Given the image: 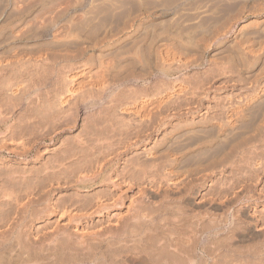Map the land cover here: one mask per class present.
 Listing matches in <instances>:
<instances>
[{
	"label": "rangeland",
	"instance_id": "obj_1",
	"mask_svg": "<svg viewBox=\"0 0 264 264\" xmlns=\"http://www.w3.org/2000/svg\"><path fill=\"white\" fill-rule=\"evenodd\" d=\"M15 1H16V3H15ZM33 1L31 3V0H29L30 4L27 1H26L27 4L23 3V2L21 3V1H20L21 5L22 4L26 5L27 6L26 7V6H21L19 1H17V0H0V76H1L0 77V81H1L0 82V218L3 220L4 217H7L8 219H6V220H7V222H9L10 216H13L15 218L18 215L17 217H19V215L21 213V215L26 214L25 216L30 217V214L32 215L34 213V215H32L30 218H28V220L31 219V221L33 222L32 224H34L36 227L38 225L39 228L41 229L42 225L44 227L48 226L46 224L50 223V221H52V224H54V222H55L54 218L55 217L61 218V216L63 214L64 215L62 216V221H63V219L65 220V218H67V214H68V216H70V214L73 215L76 212L78 214L79 213L80 214H86V213L88 214L89 213L90 217H91V220H90L91 223H93L96 220L95 218H97V221L94 222L97 225V223L99 224L100 219H106V220L109 218L113 219L114 216L116 217L119 215V213H121L124 216L128 217L126 223L124 224V226H126V227H124L122 223H121L122 225L119 224L118 227H116L117 225H114V227L117 230H119L120 233L122 234L121 237L123 236V233L126 232V230H128L127 232H129V233L135 232L136 234H139V232H140V234L137 236V239H139L141 236L142 237L145 236V238L147 237L146 238V244L147 245L149 244L148 248L150 251L151 250H153V251L154 250H156V251L160 250L157 252L151 251L152 253L148 252V264H156L158 262H159V264H180V263L181 264H212V263L213 264L214 263L223 264L224 262L226 264H264L263 263V260H264V258H263V256H264V253H263L264 252V243H263L264 242L263 241L264 240V233H261V231L264 232V225L261 226L262 224H264V222H263L264 221L263 220L264 219V212H263V209H264V201H263L264 200V188H263V185H264V174H263L264 168H260V170L263 171V172H261L260 170H258L259 168L257 167V171H256L257 173L254 172L256 170V166H255L256 164H253V163H255L254 162L255 160L252 158L253 157L252 156V149H253L254 143L251 144L249 142L250 139H252V141H254L252 134L250 133L254 128V124L252 123V121L255 120V118H253V116L256 117L258 115L257 117L259 118V117H261V115L263 113L262 111H264V109H263L264 105H261V104H264V103H262V102H264V96L260 97L258 99V101L259 100L262 101V102L259 101V104L261 103L260 104L261 106L257 105V104L255 105V103H254L248 107L250 111L248 110L247 107H245L246 112L244 111L243 115L240 116V119L242 120L241 123L240 124H239V122L236 123V125L239 128L236 125L235 126L237 128H235V129H234V127H230L229 125H227L226 116H224L226 114L227 108H229L230 106H234L238 103V98L239 99L241 98L240 96H243V95L248 96V94L251 95V93H252V95L254 94V85H250V88H251L250 89L247 81H249V79H250V82H251V77H252V80L255 79V72L251 68H247V69H240L239 68L238 69L237 68V67H239L238 64H235V63H238L235 61V60L238 61V59H237V56L235 57V55H237L236 51L239 48L238 44H240L241 42H246V41H243V39L245 40L246 37H247V41L251 40L252 43L255 42L253 44H257V43L259 44V42H261V41L264 42V40H261L264 38L263 37L264 36V34H263L264 26H262L264 24L259 23L260 20L257 21V20H255L254 16H252L253 10L255 11V10L259 9L258 7H260V5H261V8H262V6L264 7V3H263L264 0H241V1L240 0H106L107 5H109V4L111 5V6H108V8L110 9V11L112 10V12H110L107 7L104 8V6L101 5V3L103 4L105 2V0H93L95 2H92V0H71L72 2L70 4H69L70 0H57V1L54 0L58 4L57 5L58 7L56 6V3H54L53 0H37L38 2L34 1L35 4H33L34 3ZM40 1H41V3H39ZM52 1L55 5H53ZM65 1L67 2V4L65 3ZM110 1L111 2L113 1V4H114V6L116 5L115 6L116 8H113L114 6H112L113 4ZM114 1H116L115 3H118V2L119 3L115 4ZM106 3H104V5ZM95 4L99 7L101 5V6H103V9H106V11L105 10L103 11V9H101L102 7H100L98 14L100 15L103 13L102 14L103 16L100 15L99 18H98L97 13H96L97 16H94L95 14L93 12L94 11L96 12V9L94 11H92L94 8H96ZM54 6L56 7V9L60 7L58 9V11H61L62 14H60L57 10H55ZM91 6H93L92 7L93 9L91 8ZM44 7H46L47 11L51 12L52 10H54V13H56V12H58V13L55 14L56 16L54 15V13L52 15H49L50 12L49 13H47V11L45 12ZM49 7H50V9H47ZM15 8H16V10H15ZM66 8H67V10H66ZM90 8H91V13L88 12ZM237 9L238 10L240 9L241 12H239L240 10L238 11ZM242 9L243 10L245 9V10L243 11ZM84 12H85V14H84ZM236 12H238V13H236ZM82 13L84 15H82ZM92 13H93V15L91 16ZM110 13H112V14H110ZM42 14L43 15L45 14V16L48 14L49 16H47V18H44L45 16H42ZM104 14H105V18H104ZM106 14H109L108 17ZM146 14L148 16H146ZM246 14H248V15H246ZM53 15H54V17H53L54 19L52 17L50 19V16H53ZM34 16H35V18H34ZM40 16H42V17H40ZM81 16H82V18L80 19ZM43 18L46 20H44ZM87 18L89 20H92L93 23H91V21H90L88 23L89 24L88 28L83 30V32H81L82 30H80L79 28H78V30H76L78 27L76 22H78V24H79L80 20H81L80 22H84V21L87 22V20H86ZM42 20L45 22H43ZM135 20L137 21V23ZM252 20H254V21L252 22ZM131 21H135V26L132 29V31H129L130 29H125V28L128 25V23H130ZM73 22L76 24V26ZM164 22H165V24H163ZM244 22H246V23L248 22V29L246 28L247 30L246 29L243 30L245 33L242 31L239 34V36H240L239 40H238L239 43L237 42L238 36H237L236 41L234 43L235 38L233 39V37H235L234 36L235 33H237V31L241 28L240 26ZM69 24L71 26L74 25L73 28ZM93 24H94L93 27H95V24H96L95 28L97 30L95 28L94 29L92 28V29L94 31L95 30L99 31V32L95 31L97 36H96L95 32H91L92 29L90 27H92L91 25H93ZM98 24H100L101 26ZM38 25H40V26H38ZM68 25L70 27H68ZM79 25H81V24H79ZM226 25H228V26H226ZM250 25H252V26H250ZM259 26H261L262 28ZM122 27H124V28H122ZM225 27L226 28L229 27V29L227 28V30H226ZM231 27H232V29H231ZM143 28H144V30H143ZM260 28L263 30L261 31ZM224 29H225V31H224ZM70 30L76 31L79 35L78 34L75 36L71 35ZM163 30L166 32L168 31V32L164 35H160L159 34L160 31H162L161 34L164 33ZM217 30H220L221 32H219ZM117 31H120V32H117ZM232 31H233V33H232ZM110 32L112 33V35H110V37H109L108 33H110ZM93 33H94V35L92 36ZM100 33H101V35H100ZM102 33L103 34L106 33V34L103 35ZM113 33L115 34L114 38H113ZM131 33L132 34L134 33L133 34L134 37L132 36ZM206 33H207V35H206ZM59 34H60V36H59ZM116 34H117V36H116ZM16 35H19V36H16ZM56 35L59 37V40L56 39ZM87 35H89V36L91 35V37L89 39H87V37H88ZM102 35H103V37H102ZM128 35H129V37H128ZM158 35H160V36H158ZM217 35H219V37ZM241 35H242V37H241ZM82 36H85L86 39L83 38ZM106 36H108L109 40L108 39H106V40H108L109 42L105 40ZM251 36L253 37V39ZM93 37L96 38V40L95 39L92 40ZM166 37L168 38V40L166 39ZM134 38H135V40H134ZM163 38L165 40H163ZM200 38L202 39V41ZM215 38L217 39V41L215 40ZM259 38H260V40H259ZM66 39L68 41H66ZM136 39H137V41H136ZM75 40H76V42H74ZM100 40L103 44H101V42H99ZM150 40H151V42H150ZM176 40L178 42H176ZM253 40H255V41H253ZM92 41L97 42V43H94ZM190 41L192 43H194L196 41L197 43H195V45L193 44V46H192ZM209 41L212 44H208ZM69 42H71V43H69ZM206 42L208 45L206 44V48H205L203 46H205ZM263 42H261V43H263ZM233 43H234V45H233ZM90 44H93V45L91 46ZM196 44H200V46L196 45ZM258 44H257V46H258ZM163 45H165V47L170 45L168 48L171 49V47H172L175 51V52L174 51L173 52L176 54L173 55V57L171 55L166 54L167 56H165V69H160V68H156L157 67L156 66V63H157L156 55L160 52ZM184 45H186V46H184ZM217 45H218V47H217ZM34 46H36V47H34ZM187 46H189L190 49H189V47L187 48ZM198 46H199V48H198ZM97 47H99V48H97ZM100 47L103 49L100 50ZM138 48H140L139 49L140 52L137 55ZM156 48H157V50L160 49L158 51V53H155L157 51ZM230 48H231V50H230ZM221 49H223L224 52ZM78 50H79V53L76 52ZM147 51H149V53ZM74 53H76V54H74ZM80 53L82 56L80 57V59H78L77 57L79 56L78 54H80ZM182 53L183 54L186 53V55L188 53L189 54L187 56L186 55L182 56ZM191 53H193V54H191ZM40 54H41V56H40ZM151 54H153V55H151ZM259 54H258V59H261L264 62V59H263L264 55H261L260 52H259ZM262 54H264V51H262ZM66 55H68V56H66ZM69 56H70V58H69ZM73 56H75V57H73ZM140 56L143 58V60ZM152 56H153V59H152ZM189 56H190V58H189ZM86 57L88 59L90 58L92 62L94 61L93 62L94 64H92V62L90 60L87 61ZM61 58H63V59H61ZM93 58H95V59H93ZM184 58H188V60L186 62L185 61L181 62V60L183 61ZM104 59H106V60H104ZM167 60H168V62H167ZM189 60L191 61V63ZM261 60H259L260 63L258 62V65L264 64ZM84 61H86L87 63L83 64ZM104 61H106V63H104ZM100 62H102V63H100ZM130 62L132 64H134L135 66L132 65ZM95 63H97V65L99 64L100 66L103 63H104V65L107 64V66L109 68V72L106 74V77H105V79L107 80V85L104 88L105 91L103 89L102 90L100 89V91H102V92L104 91L103 94H102V92L100 93L98 88L94 87V85L91 84L94 79L91 78L92 82H90V81H88L89 83L87 82V79L90 78L88 75L89 74L91 75L93 70H95V72L97 71L96 73H98V70H99L98 67H100V66L98 65V67H97V65H95ZM124 63H125V65L126 64L128 65V66L126 65V68L124 66ZM82 64L85 66H86V64H88V65H87V67H85V66L83 67ZM129 64L132 66H129ZM210 64L212 66H210ZM230 64L232 66L234 64L236 65V66L234 65L232 68L234 72L233 71L231 72L232 69L229 67H232V66ZM91 65H92V67H91ZM93 65L96 67H94ZM214 65L217 67L218 72H217L216 67ZM38 66H39V68H38ZM224 66L227 68L225 69ZM148 67H149V69H148ZM213 67H214V69H213ZM83 68H85V69H83ZM115 68L117 70V73H118V71H120V73L123 74L122 77H121L122 74L120 75L118 73L120 75L119 76L115 73L116 72ZM219 68H220V70L222 69L223 71L222 70L220 71ZM236 68L238 69V71ZM68 69H70V70H68ZM79 69H80V72L83 70H89L90 69L89 71H87L90 73L85 75L86 79L84 77V80H86L85 82H87V83H85L86 85L84 88H86L87 84H88V86H91V85L93 86V89H92V86L87 88V89L83 88L80 91L81 94H80V92L78 94L76 93L77 95H80L81 97H78V96L74 95L73 93H72L73 95H71V91H72L71 89L73 88V85H69L70 83L75 81V80H73L74 78H72V75H74V73L75 74L80 73ZM147 69L150 70V72H151V73H149V76H148L149 79L148 78L141 79L140 78L141 75H144V74L147 75V73H146V71H148ZM71 70H75V71H71ZM228 71H229V73H228ZM249 71H251V72H249ZM50 72H52V73H50ZM214 72H215V74H214ZM235 72H237V73H235ZM67 73H69V74H67ZM114 73L116 74L115 77L111 78L114 76ZM128 74H130V76H129V78H131L130 80L127 76ZM136 74H138V75H136ZM93 75H95V73ZM95 76H96L95 80H97V74ZM95 76L91 75V77H95ZM123 77H125V78H123ZM119 78H121L120 80H122V81H123V79H126V80H124L125 82L124 81L122 82L119 80ZM136 78H137V80H136ZM70 79L73 81L71 82ZM112 79H113V81L111 82ZM43 80H45V81L47 80V81L46 82L44 81L45 82L44 83ZM69 80H70V83H69ZM243 80H244V82H242L243 84H241V86H240L239 82L241 83V81H243ZM195 81H196V83H195ZM197 81L198 82L200 81V82L197 83ZM235 81H237V82L239 81V82L237 83ZM117 82H118V84H117ZM253 82H254V80H253ZM200 83H202V84H200ZM89 84H91V85H89ZM132 84H134V85H132ZM179 84H182V85L186 86L187 88L188 87L192 88L193 86L195 88L196 87L198 88V86H200L201 91L204 90L205 88L208 90L205 89L204 91H202V95H200L201 94L200 90L197 89L196 91L199 92L200 94L195 91L194 94L192 93V95H190L188 93L185 94L184 95L185 97H181V99H179V101L177 99V104H178V102H180L181 106L183 104V107H180L181 109L177 110V112H175L176 110H172L173 108H167L168 112L165 111V117L167 114L166 122L164 124H162L161 126H157L156 128L154 127L158 124L157 121H156L157 124L155 122H150L147 124L148 126L143 125L145 127V129L143 128L144 129L143 131H145V132L143 133V131H142V133H141L142 136L140 138L142 139V137H143V141L141 143L137 144L135 142V140L137 138L135 139L134 137L136 135L134 136L133 134H131L129 136V133L126 132V134H124L125 132H123V133L121 132V131H128L127 129L126 130H120L122 125L124 126V124L122 122H124L125 124H127L129 122V118H128L129 116L126 115L127 113L126 114H125V112L122 113L123 112L122 110L125 106H127V108L130 107V105H128L129 103H127V102H130V103L131 102L135 103V101L141 102L144 99L149 98V95L152 96L153 94H155V92L157 94L158 93L160 94L161 92H163L165 90V92H166L165 96L166 95L173 96L172 97L173 102L171 103L173 105L175 102L174 101L175 87ZM202 85L203 86L206 85V86L203 87ZM243 85H245L246 87ZM13 86H15V87H13ZM127 86H129V87H127ZM247 86H248V89H245V88H247ZM65 87H67L68 89ZM135 87H136V89H135ZM90 88L93 91L89 90ZM66 89L67 90L70 89L71 91L68 92ZM107 89H108V91H107ZM61 90L63 91V93ZM86 90H87V92H83ZM118 91L122 92V93L120 94ZM191 91L192 90H190L189 93H191ZM67 92L70 94L68 95ZM82 92L86 93V95H83ZM205 92H208V96L203 95V93L205 94ZM2 93H3V95H2ZM64 93H66L67 95H65ZM96 93H97V95H99V93L101 94V95H99V98L96 97ZM234 93H235V95H234ZM145 94L148 97L147 96L145 97ZM197 94H199V97L197 96ZM69 96L71 98H72V96H74V97L71 99ZM83 96H86L87 100L86 101L83 100L84 102L82 103L81 102L82 99H80V98H82ZM101 96H104V97H101ZM151 96H150V98H151ZM192 96H193V98H192ZM66 97L67 98L69 97V98L66 99ZM86 97H84V98L86 99ZM140 97H142L141 98L142 100L140 99ZM156 97L154 95V97H152V98H156ZM209 97H211V98L214 97V98L211 99ZM225 97H227V98L225 99ZM35 98L37 100H35ZM65 99H66V103L68 101H69V103L66 104ZM235 99H237V101ZM34 100H35V102H34ZM110 100H112V102ZM118 100L120 101V104L119 103L117 104ZM109 101L111 102L112 109L110 107ZM181 101H182V103H181ZM198 101L200 102L199 104H197ZM29 102H31V104ZM57 102H60L61 104L64 103V105H61L60 103H57ZM114 102H115V105L117 104V105H121V106H118L119 107L118 108L117 105L116 106L114 105L115 106L114 107L113 106ZM124 102L127 104H125ZM108 103H109V105H107ZM188 103H190V104H188ZM192 103H194V104H192ZM229 103H230V105H228ZM256 103H258V102H256ZM57 104H59V105H57ZM175 104H176V102H175ZM180 104H178V105H180ZM202 104H203V106H202ZM54 105L56 108L54 107ZM188 105H189V107H188ZM190 105H194V106H192V109L190 108L191 107ZM103 106L105 107V109H107L106 111L103 108ZM215 106H216V108H214ZM224 106H226V107H224ZM258 106L263 110L260 111L261 109H259ZM109 107H110V109H109ZM205 107H207V108H205ZM14 108H15V110H14ZM102 108L104 109V111ZM116 108H118L120 111L118 110V112H116L117 111ZM186 108H187V111H186ZM225 108H226V110L224 111ZM100 109H101V112L103 111L102 114L100 113ZM251 109L253 112L251 111ZM258 109L261 113L258 111ZM108 110H111V111H108ZM222 110L224 111V113ZM26 111H27V113H26ZM107 111H108L107 114H109V119L112 120V122L114 121L113 124H115V123L118 124V125L117 124L114 125V127L117 126L119 129V125H121V123H122V125L119 129V133H122V134L118 135V133H117V135L120 138V141H119V139L117 140L118 136L115 135L116 133L110 134V132L109 133L107 132V135H106V133H103L104 136L99 134V135H101V137L99 136L100 137L99 138L98 134L93 132V131L96 132L95 129H99V127H102V124H103L102 123L103 122L102 117H104V115H105V114L103 115V113L107 112ZM173 111H174V113H173ZM182 111H184V113ZM66 112H69V113H66ZM98 112L100 114H98ZM109 112H112V113H109ZM60 113H61V115L60 116L58 115L59 117L57 116L56 118H54L57 114H60ZM256 113H259L261 115L260 116H259V114L256 115ZM122 114H125L126 116H128L127 117L128 122L125 120L126 116L122 115ZM171 114H173V115H171ZM174 114H176V115L179 114V115L175 116ZM219 114H221V115H219ZM95 115H98V116H95ZM99 115H102V116H99ZM20 116H22V117H20ZM121 116H125V117L122 118ZM97 117H99L98 118L99 120L97 119ZM106 117H108V115ZM245 117L249 118V119H246ZM25 118L29 119L32 122L26 121ZM57 118H58V120H56ZM95 118H96V120H95ZM121 118L123 119V121ZM240 119H238V120L240 121ZM100 120H101V122H99ZM130 120H131L130 121V124H131L130 127L133 128V126H136V124H135L136 122H134L135 125L133 124V126H132L133 120L131 119V117H130ZM256 120H257V118H256ZM95 121L99 123V125H98V123H96L98 125V127L95 124ZM214 121L215 122L217 121L216 123L219 122L222 124V128H224V129H222L221 132L218 131L219 128H217V126L211 127V125L213 123H215ZM182 122L194 124V126L196 128L193 126V129L189 130L192 134H196L197 131L199 129H201L199 131V133L196 135H200V132L203 133V132L207 131V132H205L206 133L205 135L206 136H208V135L212 136L213 135L212 137L214 138V140L212 139L211 136H210L211 139H209L210 137L208 136L209 137L208 140L203 142L202 140L206 139L204 134H201L202 136L204 135L202 140H201L200 138L202 136H196L195 135V137H197V138H195L194 135L191 136L192 134L188 133V131H186V130H185L187 132L186 135H182V133L184 134L185 131L183 129L182 130L178 129V127H180L182 125ZM253 122L255 123V121H253ZM17 123H18V125H16ZM31 123H33L34 125L33 124L31 125ZM94 124H95V126L92 127ZM100 124H101V126H100ZM130 124L128 123V125H130ZM224 125H225V127H224ZM10 126H11V128H10ZM127 126L125 125L124 127L127 128ZM226 126H227V129L225 131ZM228 126L230 127V129ZM245 126H246V128H245ZM82 127L83 128L85 127V128L83 129ZM89 127L91 129L94 128V130L91 131V129ZM130 127L128 126V128H130ZM146 127H147V129H146ZM125 128H122V129H125ZM152 128H153V130H152ZM202 128H204L205 131ZM231 128H232V130H231ZM88 129L90 130L91 133L93 132L92 135L95 134V135H97L98 138L96 137V139H95V137H94L95 135L93 137H90L91 133L89 132ZM118 129H116V132L118 131ZM206 129H208V130H206ZM216 129L218 132L215 131ZM233 129H234V131H233ZM241 129H242V131H241ZM86 130H88V132H86ZM132 130L130 128V131L132 133L134 132V134H136L134 129H132ZM193 130H195V133L192 132ZM229 130L233 131V132H231V135H230V132L228 134L230 135V137L233 136V139L235 138L234 140H237L236 142H234V140L228 136L227 132ZM247 130L249 131L251 136L249 134H247V132H246ZM212 131H214L215 133ZM224 131L226 132V134ZM167 132H168V134H167ZM210 132H212V133H210ZM87 133H89V134H87ZM217 133H219V134H217ZM252 133H253V131H252ZM108 134H109L110 139L109 138H105V139L103 138V140H102V137H105V135H106V137H108ZM145 134H147L149 136H147ZM87 135H89V137ZM112 135H113V137L116 136V138H115L116 141L114 140L115 141L114 145L111 146L113 149L109 146V148H111L110 150L116 151L118 149L117 147H119V149L122 147V145H123V147L121 148V150H119V151H121V153H118L119 151L117 150L118 152L117 151L116 152L118 154L115 155L114 153H116V152L111 151L110 153H112V154L110 155V153H109L107 155V153L109 152L108 145H112V143H113L112 142L113 141ZM126 135L129 136L128 139L134 138V139H132L134 143L132 142L131 139H130L131 141L127 140ZM132 135L134 137H131ZM176 136H178V137H176ZM179 136L182 138L180 139ZM234 136H236V137H234ZM125 137H126L127 142H125V139H124ZM237 137H239V138H237ZM240 137H241V140H243V141L245 140L244 137L246 138V140H245L246 144L244 143L245 146L243 144V141H242V143H240L241 142L239 140ZM84 138H86L87 141L86 140L83 141ZM89 139H90V141L93 140L92 143L89 142ZM122 139H124V140H122ZM162 139H163L164 144H162ZM95 140H96V142L94 144L93 142ZM232 140H233V143H236V145H237V142L239 140L237 147L240 149L237 148L238 152L235 149L230 150L231 144H232V146L234 145L231 142ZM159 141H160V143H157ZM201 141H202V144L200 143V145L197 146L196 145L197 142L199 143ZM78 142H79V145H78ZM87 142L90 144H87ZM107 142L109 144L106 145ZM124 142L127 143L126 144L127 146H125ZM229 142H231L230 145H229ZM122 143H124V144H122ZM131 143H132V145H131ZM171 143H173V144H171ZM224 143L225 144L228 143V145L224 146ZM247 143H249L250 145H248ZM92 144L94 146H92ZM128 144H130V145H128ZM158 144L160 145V147ZM208 144H209V146H208ZM240 144H241V146L243 145L242 149H241ZM103 145L105 146V148L103 147V149H100V147ZM151 145L153 147L158 145L157 146L158 148H156V147H155L156 149L152 148ZM75 146H77V147L80 146V147H82L83 150H86V151H83L82 149H80V147L77 148ZM98 146H99V149H98ZM203 146H206L208 148H206V147L202 148ZM106 148H108V149H106ZM187 148H188V150H187ZM105 149L108 152L107 151L105 152ZM165 149H167V152ZM224 149L230 150V151H227V152H229V154L227 152H225V154H223ZM248 149H249L248 152H251V153L247 152ZM101 150L102 151L104 150L103 152H105V155H107V156H103L104 154ZM170 150H172L173 153ZM233 150H235L234 151L235 153L233 152ZM244 150H246V154L243 153V152H245ZM91 151H93L94 153ZM99 151H101V153L103 155L101 153H99ZM160 151L162 153H165V152L167 153V155L165 154V160H166V156H168V161L167 162L165 161V164L172 163V161L175 160L174 166H175V168L179 169V172L176 173L175 171H178V170L175 168L173 170H174L175 174H178L181 177L183 175L182 181H181L183 183V185L181 182H179L178 185L180 184V186L177 187V182H175V184H174V180H173L175 178L174 174L169 175L168 173H166L167 171H165L166 175L168 174V176H169V177L167 176V178L165 176V180H166L165 181L166 182L165 183V189H166L165 198L163 196V198L165 200L161 198L160 201H158L156 199L154 204H150V205L149 204H141V200H139V199H141L142 197L137 198V195L141 196L140 194H138L139 189H142V188L149 189V188H151V185L153 188L154 185L156 186L157 183H153V184L151 183L150 184V182H152L153 179H154L153 182H155L156 179L158 181V179L160 180L161 177L163 178V174H161V173L156 174V176L157 175H160V176H157V177L155 176V177H153V179L150 178L153 174V173H150V171L157 173L154 165L158 162V160L156 158H154L152 156V154L156 153V154H158L157 156H160L159 155L161 153ZM163 151H165V152H163ZM178 151L180 152V154ZM231 151L233 152V154ZM95 152L96 153L98 152L103 158L99 159V158H101V156H99V155H98L99 157L98 156L95 157V154H96ZM230 152H231L233 157L231 156ZM236 152H237V154H236ZM143 153L144 154L146 153V154L144 155ZM88 154L91 156L93 155L92 159ZM174 154L177 156H175ZM187 154H188V156H187ZM235 154H236V156H235ZM240 154H242V155L244 154V155L242 156ZM219 155L220 156L223 155V156H225V158L223 156L220 157ZM229 155L233 159H231V157ZM112 156H114V157H112ZM151 156L154 159L151 158ZM110 157L114 158V162L108 167L105 174L101 177H97L96 175H93L92 173H96V171H97V169H95V167L98 168V165L100 164V162H102V160H104V159L110 160ZM141 157H143V158H141ZM170 157H171V159H170ZM219 157H220V159H219ZM238 157H239L238 160H240V162L237 160ZM221 158L225 159L226 162H228V161L229 162L233 161V162H230V163L228 162L230 164V165L228 164L229 167H225V164H227V163L224 164V162L223 163L220 161L218 162V160H223ZM240 158H242V160ZM250 158L252 160H254V161H252V164H251ZM80 159L82 162L80 161ZM144 159L148 160V161H145ZM152 159L154 161H157V162H155V163L151 162ZM244 159L247 160V162ZM73 160H74V162H73ZM75 160L76 161L78 160L80 163L76 162ZM87 161L92 163L93 166H95L94 167L95 170L92 168L93 167L92 165H91L92 167L90 168V163L88 164ZM207 161H209V162H207ZM138 162L140 164L143 163L141 165L143 170H142V168L140 169V167H139L140 164H138ZM145 162H147V163H145ZM148 162L154 163V164L150 163L152 166L150 168V170H148L150 167V166H148V165H150V164H148ZM217 162L219 164L220 163L221 164L219 165ZM248 162H249V164H248ZM81 163L88 164L87 165L88 167H86V168H88V169L90 168V169L87 171V169L84 168L85 165L81 166V165H83ZM239 163H240V165L243 164L244 167H242L243 165L240 167ZM200 165H201L200 171L204 173L203 174L200 172L201 175L203 174L202 176L199 173V169H200L199 166ZM202 165H206L208 170H205L206 166H203L204 167L203 168ZM247 165H249V166L247 167ZM250 165L251 166L253 165V168H255V170L253 169L254 171L251 170L252 168L250 167ZM147 166H148V168H147ZM218 166H220V167L218 168ZM144 167H146V168H144ZM72 168H73V170H72ZM154 168H155V170H153ZM185 168H186V170H185ZM194 168L196 170L195 172L193 170ZM230 168L233 171H231ZM241 168H243V169H241ZM145 169L148 172H146ZM187 169H188V171H187ZM235 169H237V171H235ZM240 169H241V171H240ZM244 169L248 170V171H252L251 173H253L252 176H254V177L251 178V175H249L251 173L250 172L247 173V171H246L247 174L245 173V177L243 176L246 179L241 181V179H243V177L241 175H244L243 174ZM181 170H182V172L185 171L189 174H187V173L185 174V172L182 173ZM204 170L208 174L206 172H204ZM213 170H214V172H213ZM140 171L142 173H140ZM238 171H240L241 173L243 172V173L241 174ZM80 172H81V174H80ZM232 172H235V173H232ZM147 173L148 174L150 173L151 176H149L150 174L148 175ZM142 175H143V177H142ZM185 175H187V176L189 175L188 177H190V178H187V176L185 177ZM193 175H195V176H193ZM207 175H209V176H207ZM220 175H222V176L220 177ZM238 175H240L242 178ZM71 176H73V177H71ZM139 176H140V179H143L142 180L143 182L141 180H138ZM170 176L172 178L174 176V178L172 179ZM203 176L205 179L203 178ZM184 177L186 179H184V182H183ZM201 177H202V180H201ZM107 178H112L113 179L112 181L117 182V184L120 186L115 185L116 183H113L111 180H108ZM168 178H169V180H168ZM239 178H241V179H239ZM255 178H256V180H255ZM36 179L38 182L36 181ZM105 179H107V180H105ZM148 180L149 181L151 180V181L149 182ZM180 180H181V178H180ZM193 180H194V182H193ZM238 180L240 181V183ZM215 181H216V183H214ZM147 182H149L150 186ZM168 182H170L171 184H167ZM256 182H257V184H256ZM57 183H60V184L58 185ZM143 183H146V184H143ZM172 183L175 187L172 185ZM192 183H193V185H192ZM213 183H214V185H213ZM42 184H44V185H42ZM200 184L202 185L201 187H200ZM217 184H219V185H217ZM181 185L184 187H182ZM41 186H42V189H41ZM44 186H46V187H44ZM196 186L198 189L196 188ZM51 187H52V190H51ZM210 187L213 189H211ZM43 188H44L45 193L44 192L41 193ZM177 188H179V189L181 188V190L178 189V191L181 194L177 191ZM184 188H186V189H184ZM168 189H170V190H168ZM171 189L173 190L174 193H172ZM182 189L184 190V193H183ZM121 190H123L127 193L122 191L123 192L122 196H124V198H122L119 205L115 206L114 208L107 209V210L103 211L102 213H98V212L94 211L95 206L99 202H103L106 200L109 201L111 199V197L113 198L115 195L117 196L121 192ZM175 190H176V192H175ZM193 190H195V191H193ZM210 191H212V192H210ZM115 192H116V194H115ZM167 192H169V193H167ZM204 192L206 193V195H208L207 197H206ZM124 193H125V195H124ZM201 193H203V194H201ZM34 194H36V196ZM39 194L40 195L42 194V195L40 196ZM216 194H217V196H216ZM201 195L202 196L204 195V197L202 198ZM214 195H215V197H214ZM230 195H232V196H230ZM234 195L235 196L238 195V196L235 197ZM33 196H34V198H36V197L37 198L34 199ZM133 196H136V197H133ZM168 196H170V197H168ZM209 197H211V198H209ZM258 197H260L261 200ZM29 198L31 199V200H29V202L32 201L33 205L29 206V208L24 209V211L21 210L23 208L22 206L26 202H28ZM38 198H41V199H38ZM211 199H213L214 201H212ZM22 200H24V201H22ZM36 200H38V201H36ZM40 200H42V201H40ZM131 200H135L138 203L136 204V202H135V203H133V205H131V207H133V208H130L131 209V212H130V210L127 211L126 207H128V206H126V205H129ZM138 200L140 201V204H139ZM143 200L144 199L142 198V201ZM203 200H206V203H204ZM34 201H36L35 202L36 204L34 203ZM199 201H201L200 204H202V203L207 204L210 202L209 204L220 205L224 209L221 211H224V212L222 213L221 211L220 212H215V211L213 212L212 211V213H210L211 210L209 211V209H208L209 205H207V206L205 205V207L200 208L199 207V205H200ZM156 202H158L159 205H156L157 204ZM219 202H221V203H219ZM222 202L224 204H222ZM95 203H97V204H95ZM162 204H163V206H162ZM225 204H226V208L224 207ZM145 206H147V207H145ZM229 206H230V208H229ZM244 206L246 208L248 207V210H249L248 212L249 213L251 212V216L255 215L258 219V220L253 221L252 231L248 230L249 228H247V227L245 228V225L248 226L250 224L247 220L248 218H245L242 214H240V216L243 217V219H242L238 215L241 212V210H243L245 208ZM250 206H251V208H250ZM180 207L183 210L180 209ZM48 208H49V210H48ZM50 208H51V210H50ZM254 208H256L257 210ZM18 209H19V211H18ZM57 209H58V211H57ZM205 209L207 211H209L210 215H213L214 220H211L212 218L210 217V215L206 216L208 214V212H206ZM225 209L226 210L228 209L229 212L227 210V212H228L227 213ZM260 209H261V211H260ZM33 210H34V212H33ZM125 210H126V212H125ZM251 210L255 214L252 213ZM49 211L51 212V214L49 213ZM66 211H68V212H66ZM234 211H236V212L238 211L239 213L238 212L236 213ZM232 212H234V213L232 214ZM115 213L118 215H116ZM7 214L9 217L7 216ZM36 214L37 215L40 214V215H38L39 217ZM135 215L137 217L139 215V219H136L137 217ZM197 215H199V217H196ZM214 215H216V216H214ZM235 215H238L239 219ZM33 216H36V217L34 218ZM131 216L132 217L134 216L136 220L134 219V217L132 218ZM201 217H205V220H204V218H202L203 219L202 222L200 221ZM222 217L224 219L225 218L226 219L223 220ZM254 217H253V219H255ZM57 218H56V221L58 220ZM1 219H0V222H1ZM10 219H12V217ZM34 219H36V220L34 221ZM4 220H5V218H4ZM242 220L245 221L246 223L243 222ZM3 221H2V225H3V223H5V221L4 222ZM45 221H47L48 223H45ZM249 221L251 222V220H249ZM88 222H89V220L87 221L86 224H88ZM210 222H212V223H210ZM91 223H90V225H91ZM216 223H218V224L220 223V225H217ZM257 223H258V225H257ZM5 224L2 226L0 223L2 228H4V226H6ZM243 224H245V225H243ZM50 226H51V224H50ZM93 226H95V225L93 224ZM237 226H239V229L237 228ZM121 229L124 231H122ZM150 229H151V231L148 232V230H150ZM231 229L233 232L231 231ZM152 230H153V232H152ZM230 231L232 233H229ZM252 232H254V234ZM148 234L149 235L150 234L156 235L159 238H157L156 236L151 237L152 235H150V237H151L150 239L153 238V240L149 241ZM158 235H161V236H158ZM228 236L230 237V240H229ZM154 237H155V240H154ZM160 237L162 238V240ZM217 238H218V240H217ZM156 239H157V241H156ZM158 239L161 240L159 242H162V243L159 244ZM257 239H258V241H257ZM231 240H232V242H231ZM244 241H245V243L242 244ZM12 242L13 241L3 243L4 247L2 244L0 245V248H1L0 255H1L2 251H4L7 255L4 252L3 253L6 256H9L8 253L10 252V249L8 247L12 246V244H14ZM163 243H164V245H161ZM231 243H234V245L233 244L231 245ZM129 244H131V246L129 245L130 246L129 248L130 249L133 248L132 242ZM228 245H231L232 247H230ZM246 245H249V246H246ZM258 246H260L261 249H258ZM233 247L235 248L234 250H233ZM241 248H242V250H241ZM243 249H245V250H243ZM251 249H252V251H251ZM126 250H127L126 252H129L132 255L136 256L138 254V251H136L135 249H133L132 251H129V249H126ZM232 250L236 253H234ZM179 251H181V252H179ZM189 252H191V253H189ZM253 253H255V254H253ZM258 253H261L263 255L258 254ZM150 254H152V255H150ZM167 254H169V255H167ZM170 254H172V255H170ZM153 255H155V258ZM164 255H166V257H168V258L164 257L165 260L162 258ZM178 255H180V256H178ZM185 255L187 258L184 257ZM149 256H151V257L149 258ZM153 258H154V260H152ZM156 258L158 260L157 262H155ZM163 260L165 261V263H162V262H164ZM184 260L188 261L189 263L184 261ZM203 260H204V262H203ZM260 261H262V262H260Z\"/></svg>",
	"mask_w": 264,
	"mask_h": 264
},
{
	"label": "bare ground",
	"instance_id": "obj_2",
	"mask_svg": "<svg viewBox=\"0 0 264 264\" xmlns=\"http://www.w3.org/2000/svg\"><path fill=\"white\" fill-rule=\"evenodd\" d=\"M17 1H19V3H20V1H21V3L23 2V3H26V1L27 2H29V0H17ZM32 1L33 0H31V3H32ZM34 1H37V0H34ZM33 1V2H34ZM54 1V0H53ZM53 1H52V3H53ZM57 1V0H56ZM241 1V0H240ZM38 2V1H37ZM43 2V1H42ZM72 1L70 0V2H69V4L71 3ZM92 2H95V1H93L92 0ZM91 2V3H92ZM111 2V1H110ZM116 1H114V3H115ZM146 2V1H145ZM150 2V1H149ZM15 3H16V1H15ZM21 3H20V5H21ZM39 3H41V1L39 2ZM54 3H56L55 1H54ZM53 3V5H55ZM65 3L67 4V2L65 1ZM104 3H106V0H105V2ZM104 3L102 4L101 3V5H103L104 6V8H108V6H111L110 4L109 5H107V3L104 5ZM112 4H113V1L111 2ZM119 3V2H118ZM118 3H115V4H118ZM147 3V2H146ZM190 3V2H189ZM264 3V2H263ZM27 4V3H26ZM29 4H30V2H29ZM33 4H35V2L33 3ZM18 5V4H17ZM19 5V6H20ZM58 4L56 3V6H57ZM74 5V4H73ZM100 5V4H99ZM100 5V7H102L101 9H103V6H101ZM107 5V6H106ZM217 5V4H216ZM240 5V4H239ZM21 6H26V5H21ZM44 6V5H43ZM66 6V5H65ZM94 6V5H93ZM93 6H91V8L93 7ZM95 6H96V8H92L93 10L92 11H94L95 9H96V12L94 11L93 13L95 14L94 16H97L98 15V18H99V16L100 15H102V14H98L99 12V10H100V7L99 6H97L96 4H95ZM112 6H114V4L112 5ZM116 6V5H115ZM113 7V8H116V7ZM124 6V5H123ZM243 6V5H242ZM258 6V5H257ZM15 7V6H14ZM27 7V6H26ZM58 7V6H57ZM98 7V8H97ZM238 7V6H237ZM236 7V8H237ZM17 8V7H16ZM16 8H15V10H16ZM38 8V7H37ZM43 8V7H42ZM54 8H55V10H57L58 11V9L60 8H57L56 9V7L54 6ZM91 8L89 9V13H91ZM112 8V7H111ZM255 8V7H254ZM259 9H257V10H253V14H252V16H254V18H255V20H257V21H259V23H263L264 24V7L262 6V8H261V5H260V7H258ZM3 9V8H2ZM20 9V8H19ZM47 9H50V7L49 8H47ZM154 9V8H153ZM251 9V8H250ZM44 10H45V12L47 11L46 10V7H44ZM61 10V9H60ZM66 10H67V8H66ZM106 11V9H103V11ZM108 10L110 11V9L108 8ZM107 10V11H108ZM238 10V9H237ZM240 10V9H239ZM238 10V11H239ZM243 10V9H242ZM245 10V9H244ZM243 10V11H244ZM249 10V9H248ZM18 11V10H17ZM53 11V12H52ZM51 12L50 11H47V13H49V15H52L53 13H54V10H52ZM108 11V12H109ZM250 11V10H249ZM22 12V11H21ZM56 12V11H55ZM60 14H62V12L61 11H58ZM58 12H56V13H54V15L55 14H57ZM110 12H112V10L110 11ZM114 12V11H113ZM202 12V11H201ZM233 12V11H232ZM239 12H241V10L239 11ZM251 12V11H250ZM44 13V12H43ZM93 13L91 14V16L93 15ZM96 13H97V15H96ZM204 13V12H203ZM231 13V12H230ZM236 13H238V12H236ZM249 13V12H248ZM59 14V15H60ZM84 14H85V12H84ZM83 13H82V15H84ZM110 14H112V13H110ZM242 14V13H241ZM48 14L45 16V14L43 15L42 14V16H45L44 18H47V16H49ZM54 15L53 16H50V19H51V17L53 18L54 17ZM107 15V17H108V15L109 14H106ZM137 15V14H136ZM155 15V14H154ZM238 15V14H237ZM236 15V16H237ZM240 15V14H239ZM246 15H248V14H246ZM36 16V15H35ZM35 16H34V18H35ZM39 16V15H38ZM42 16H40V17H42ZM56 16V15H55ZM58 16V15H57ZM86 16V15H85ZM103 16V15H102ZM101 16V17H102ZM146 16H148L147 14H146ZM199 16V15H198ZM235 16V17H236ZM90 17V16H89ZM106 17V18H107ZM135 17V16H134ZM140 17V16H139ZM196 17V16H195ZM240 17V16H239ZM43 18V19H44ZM75 18V17H74ZM82 18V16L80 17V19ZM97 18V19H98ZM104 18H105V14H104ZM12 19V18H11ZM54 19V18H53ZM52 19V20H53ZM56 19V18H55ZM72 19V18H71ZM197 19V18H196ZM237 19V18H236ZM44 20H46V19H44ZM87 20V22L86 21H84V22H80L79 20V24H81V25H79L78 24V22H76V24H77V29L76 30H78V28L80 29V30H82L81 32H83V30H85L86 28H88V26H89V22L91 21V23H93V21L92 20H89L88 18L86 19ZM94 20V19H93ZM101 20V19H100ZM233 20V19H232ZM43 21V20H42ZM74 21V20H73ZM77 21V20H76ZM136 21V20H135ZM135 21H131L130 23H128V25L126 26V28L125 29H130L129 31H132V29L134 28V26H135ZM230 21V20H229ZM234 21V20H233ZM254 20H252V22H253ZM7 22V21H6ZM43 22H45V21H43ZM100 22V21H99ZM34 23V22H33ZM54 23V22H53ZM74 23V22H73ZM90 23V24H91ZM103 23V22H102ZM124 23V22H123ZM127 23V22H126ZM136 23H137V21H136ZM139 23V22H138ZM196 23V22H195ZM251 23V22H250ZM257 23V22H256ZM75 24V23H74ZM76 24H75V26H76ZM163 24H165V22L163 23ZM212 24V23H211ZM44 25V24H43ZM70 25V24H69ZM68 25V27H70ZM98 25H100V24H98ZM97 25V26H98ZM201 25V24H200ZM261 25V24H260ZM14 26V25H13ZM38 26H40V25H38ZM73 26L74 25H72L71 27L73 28ZM92 27H90L91 29L93 28H95L96 27V24H95V27H93L94 26V24L93 25H91ZM101 26V25H100ZM148 26V25H147ZM163 26V25H162ZM198 26V25H197ZM226 26H228V25H226ZM250 26H252V25H250ZM262 26H264V25H262ZM36 27V26H35ZM155 27V26H154ZM241 28L237 31V33H235V37H233V39L235 38V40H234V43H235V41H236V38H237V36H238V38H237V42L239 43V34L243 31V30H245L246 28L248 29V22L246 23V22H244V23H242V25L240 26ZM259 27H261V26H259ZM67 28V27H66ZM98 28V27H97ZM108 28V27H107ZM106 28V29H107ZM122 28H124V27H122ZM136 28V27H135ZM138 28V27H137ZM226 28V27H225ZM228 29H229V27H227ZM227 28H226V30H227ZM262 28V27H261ZM260 28V29H261ZM90 29V30H91ZM91 30V32H95L94 30ZM118 29V28H117ZM152 29V28H151ZM162 29V28H161ZM231 29H232V27H231ZM246 29V30H247ZM42 30V29H41ZM101 30V29H100ZM143 30H144V28H143ZM167 30V29H166ZM172 30V29H171ZM263 29H261V31H262ZM71 32H70V34L71 35H77L78 33L76 32V31H73V30H70ZM135 31V30H134ZM147 31V30H146ZM192 31V30H191ZM217 31H219V32H221L220 30H217ZM224 31H225V29H224ZM229 31V30H228ZM231 31V30H230ZM20 32V31H19ZM80 32V31H79ZM80 32V33H81ZM96 32H99V31H96ZM96 32H95V34H96ZM117 32H120V31H117ZM163 34H161L162 33V31H160V35H164V34H166L167 32L166 31H164L163 30ZM223 32V31H222ZM244 32V31H243ZM87 33V32H86ZM111 33V32H110ZM110 33H108V36L110 37V35H112V33L110 34ZM124 33V32H123ZM122 33V34H123ZM137 33V32H136ZM198 33V32H197ZM201 33V32H200ZM199 33V34H200ZM216 33V32H215ZM232 33H233V31H232ZM245 33V32H244ZM261 33V32H260ZM12 34V33H11ZM16 34V33H15ZM18 34V33H17ZM103 34V33H102ZM106 33H104L103 35H105ZM127 34V33H126ZM132 34V33H131ZM130 34V35H131ZM134 34V33H133ZM133 34H132V36H133ZM146 34V33H145ZM154 34V33H153ZM218 34V33H217ZM223 34V33H222ZM252 34V33H251ZM250 34V35H251ZM263 34H264V32H263ZM13 35V34H12ZM63 35V34H62ZM61 35V36H62ZM79 35V34H78ZM85 35V34H84ZM94 35V33L92 34V36ZM100 35H101V33H100ZM103 35H102V37H103ZM114 33H113V38H114ZM120 35V34H119ZM136 35V34H135ZM160 35H158V36H160ZM169 35V34H168ZM206 35H207V33H206ZM205 35V36H206ZM224 35V34H223ZM243 35V34H242ZM242 35H241V37H242ZM249 35V36H250ZM16 36H19V35H16ZM59 36H60V34H59ZM64 36V35H63ZM88 37H87V39H89L90 37H91V35L89 36V35H87ZM96 36H97V34H96ZM108 36H106L105 37V40L106 39H108ZM116 36H117V34H116ZM142 36V35H141ZM153 36V35H152ZM197 36V35H196ZM201 36V35H200ZM204 36V37H205ZM218 37H219V35H217ZM225 36V35H224ZM233 36V35H232ZM259 36V35H258ZM15 37V36H14ZM58 36L56 35V39H58L59 40V37L57 38ZM83 38H85V36H82ZM95 37V36H94ZM93 37V39L92 40H96V38H94ZM101 37V38H102ZM112 37V36H111ZM128 37H129V35H128ZM134 37V36H133ZM145 37V36H144ZM143 37V38H144ZM176 37V36H175ZM216 37V36H215ZM221 37V36H220ZM246 37V36H245ZM252 37V36H251ZM264 37V36H263ZM99 38V37H98ZM100 38V39H101ZM112 38V39H113ZM136 38V37H135ZM135 38H134V40H135ZM189 38V37H188ZM187 38V39H188ZM217 38V37H216ZM215 38V40L217 41V39ZM255 38V37H254ZM257 38V37H256ZM86 39V38H85ZM103 39V38H102ZM166 39L168 40V38L166 37ZM192 39V38H191ZM201 39V38H200ZM232 39V38H231ZM252 39H253V37H252ZM109 40V39H108ZM108 40H106V41H108ZM163 40H165L164 38H163ZM190 40V39H189ZM188 40V41H189ZM194 40V39H193ZM213 40V39H212ZM259 40H260V38H259ZM258 40V41H259ZM261 40H264V38L263 39H261ZM66 41H68L67 39H66ZM83 41V40H82ZM136 41H137V39H136ZM135 41V42H136ZM141 41V40H140ZM172 41V40H171ZM197 41V40H196ZM194 42V43H192L191 41V44H192V46H193V44L195 45V43H197V42ZM201 41H202V39H201ZM215 41V42H216ZM221 41V40H220ZM241 41V40H240ZM243 41H246V42H241L240 44H238L239 45V48H238V50L236 51L237 52V55H235V57L237 56V59H238V61L237 60H235L236 62H238V63H235V64H238V66L239 67H237L238 69L240 68V69H247V68H251V69H253V71L255 72V79H253L254 80V82H253V80H252V77H251V82H250V79H249V81H247V83L249 84V88H250V85H254V94L252 95V93H251V95L250 94H248V96H240L241 98L239 99L238 98V103L236 104V105H234V106H230L229 108H227V110H226V108L224 109V111L226 110V114L224 115V116H226V123H227V125H229L230 127H234V129L235 128H237L238 126L236 125V123L237 122H239V124L241 123V119H240V116L241 115H243V113H244V111L246 112V109H245V107H249V106H251L252 104H254L255 103V105L257 104V105H260L259 104V101H258V99L260 98V97H263L264 96V64L263 65H258V62L260 63V61L259 60H261V59H258V54H259V52L261 53V55H264V54H262V51H264V42L263 41H261V42H263V43H261V42H259V44H258V46H257V44H253V43H255V42H253L252 43V41L250 40V41H247V37H246V39L244 40L243 39ZM253 41H255V40H253ZM257 41V40H256ZM74 42H76V40L74 41ZM92 42H94V41H92ZM99 42H101V40L99 41ZM105 42V41H104ZM109 42V41H108ZM150 42H151V40H150ZM176 42H178L177 40H176ZM186 42V41H185ZM208 42V41H207ZM207 42L205 43V46H203L202 44V46L203 47H205L206 48V44H207ZM214 42V41H213ZM231 42V41H230ZM236 42V43H237ZM38 43V42H37ZM42 43V42H41ZM68 43V42H67ZM69 43H71V42H69ZM94 43H97V42H94ZM166 43V42H165ZM173 43V42H172ZM180 43V42H179ZM187 43V42H186ZM189 43V42H188ZM222 43V42H221ZM234 43H233V45H234ZM261 43V44H260ZM88 44V43H87ZM101 44H103L102 42H101ZM143 44V43H142ZM147 44V43H146ZM163 44V43H162ZM208 44H212V43H210V41H209V43ZM207 44V45H208ZM224 44V43H223ZM231 44V43H230ZM58 45V44H57ZM91 46L93 45V44H90ZM107 45V44H106ZM134 45V44H133ZM180 45V44H179ZM196 45H199L200 46V44H196ZM220 45V44H219ZM237 45V44H236ZM235 45V46H236ZM59 46V45H58ZM102 46V45H101ZM170 46V45H169ZM169 46H167V47H165V45H163V47L161 48V50H160V52L158 53V51L159 50H157V48H156V52L155 53H158L157 55H156V57H157V63H156V68H160V69H165V56H167L166 54H168V55H171L172 57H173V55H175L176 53H174L175 51H174V49L171 47V49L170 48H168ZM183 46V45H182ZM181 46V47H182ZM184 46H186V45H184ZM191 46V47H192ZM199 46H198V48H199ZM229 46V45H228ZM232 46V45H231ZM34 47H36V46H34ZM104 47V46H103ZM135 47V46H134ZM180 47V46H179ZM189 46H187V48H188ZM196 47V46H195ZM217 47H218V45H217ZM216 47V48H217ZM226 47V46H225ZM224 47V48H225ZM45 48V47H44ZM97 48H99V47H97ZM185 48V47H184ZM103 48H101L100 47V50H102ZM134 49V48H133ZM139 49L140 48H138V50H137V55L139 54ZM144 49V48H143ZM186 49V48H185ZM189 49H190V47H189ZM188 49V50H189ZM194 49V48H193ZM192 49V50H193ZM204 49V48H203ZM202 49V50H203ZM237 49V48H236ZM235 49V50H236ZM98 50V49H97ZM149 50V49H148ZM179 50V49H178ZM183 50V49H182ZM211 50V49H210ZM222 51H223V49H221ZM230 50H231V48H230ZM142 51V50H141ZM155 51V50H154ZM174 51V52H173ZM221 51V52H222ZM72 52V51H71ZM76 52H78L79 53V50L78 51H76ZM126 52V51H125ZM135 52V51H134ZM148 53H149V51H147ZM182 52V51H181ZM184 52V51H183ZM186 52V51H185ZM217 52V51H216ZM224 52V51H223ZM235 52V53H236ZM187 53V52H186ZM186 53L185 54H183L182 53V56H184V55H186ZM190 53V52H189ZM188 53V54H189ZM198 53V52H197ZM49 54V53H48ZM53 54V53H52ZM56 54V53H55ZM54 54V55H55ZM71 54V53H70ZM74 54H76V53H74ZM179 54V53H178ZM181 54V53H180ZM187 54V55H188ZM191 54H193V53H191ZM190 54V55H191ZM213 54V53H212ZM216 54V53H215ZM214 54V55H215ZM231 54V53H230ZM62 55V54H61ZM79 56L77 57L78 59H80V57L82 56L81 55V53L80 54H78ZM123 55V54H122ZM151 55H153V54H151ZM186 55V56H187ZM196 55V54H195ZM234 55V54H233ZM260 55V54H259ZM40 56H41V54H40ZM66 56H68V55H66ZM71 56V55H70ZM70 56H69V58H70ZM77 56V55H76ZM92 56V55H91ZM142 56V55H141ZM140 56V57H141ZM185 56V57H186ZM194 56V55H193ZM225 56V55H224ZM232 56V55H231ZM44 57V56H43ZM48 57V56H47ZM72 57V56H71ZM73 57H75V56H73ZM192 57V56H191ZM215 57V56H214ZM20 58V57H19ZM34 58V57H33ZM54 58V57H53ZM65 58V57H64ZM87 58V57H86ZM104 58V57H103ZM102 58V59H103ZM142 58V57H141ZM140 58V59H141ZM170 58V57H169ZM189 58H190V56H189ZM231 58V57H230ZM59 59V58H58ZM61 59H63V58H61ZM93 59H95V58H93ZM92 59V60H93ZM152 59H153V56H152ZM264 59V58H263ZM31 60V59H30ZM33 60V59H32ZM66 60V59H65ZM69 60V59H68ZM88 60H90L91 61V59L89 58H87V61ZM104 60H106V59H104ZM142 60H143V58H142ZM156 60V59H155ZM188 60V58H184L183 59V61L181 60V62H186ZM214 60V59H213ZM60 61V60H59ZM89 61V62H90ZM103 61V60H102ZM122 61V60H121ZM190 61V60H189ZM262 61V60H261ZM80 62V61H79ZM92 62V61H91ZM94 62V61H93ZM92 62V64H94ZM167 62H168V60H167ZM170 62V61H169ZM214 62V61H213ZM263 62V61H262ZM27 63V62H26ZM37 63V62H36ZM77 63V62H76ZM85 63H87L86 61H84L83 62V64H85ZM100 63H102V62H100ZM104 63H106V61H104ZM104 63L100 66L99 64V66L100 67H98V65H97V63H95V65H97V67L99 68V70H98V73H96L95 72V70H93V74L95 73V75L97 74V80H95V78H96V76L95 75H93L92 73H91V75L92 76H95V77H91V75L89 74L88 76L90 77L89 79H87V82L88 81H90V82H92V79H94L93 80V82L91 83V84H93L94 85V87H96V88H98L99 89V91H100V89L102 90H104L105 91V87H106V85H107V80L105 79V77H106V74L109 72V68H108V66H107V64H105L104 65ZM109 63V62H108ZM131 63V62H130ZM135 63V62H134ZM139 63V62H138ZM145 63V62H144ZM190 63H191V61H190ZM210 63V62H209ZM233 63V62H232ZM264 63V62H263ZM34 64V63H33ZM82 64V66L84 67L85 65H83ZM132 64V63H131ZM167 64V63H166ZM170 64V63H169ZM234 64V65H235ZM14 65V64H13ZM70 65V64H69ZM79 65V64H78ZM81 65V64H80ZM87 65L88 64H86V66L85 67H87ZM90 65V64H89ZM123 65V64H122ZM127 65V64H126ZM126 65H125V63H124V66H125V68H126ZM132 65H134V64H132ZM132 65H130L129 64V66H132ZM231 65V64H230ZM233 65V66H234ZM30 66V65H29ZM48 66V65H47ZM66 66V65H65ZM94 66V65H93ZM128 66V65H127ZM135 66V65H134ZM133 66V67H134ZM144 66V65H143ZM142 66V67H143ZM184 66V65H183ZM210 66H212L211 64H210ZM215 66V65H214ZM222 66V65H221ZM220 66V67H221ZM227 66V65H226ZM232 66V65H231ZM233 66L232 67H229V68H233ZM236 66V65H235ZM32 67V66H31ZM35 67V66H34ZM41 67V66H40ZM64 67V66H63ZM70 67V66H69ZM91 67H92V65H91ZM94 67H96V66H94ZM137 67V66H136ZM145 67V66H144ZM216 67V66H215ZM223 67V66H222ZM221 67V68H222ZM225 67V66H224ZM38 68H39V66H38ZM67 68V67H66ZM97 68V69H98ZM124 68V69H125ZM147 68V67H146ZM152 68V67H151ZM227 67H225V69H226ZM236 68V69H237ZM47 69V68H46ZM71 69V68H70ZM70 69H68V70H70ZM83 69H85V68H83ZM96 69V70H97ZM130 69V68H129ZM148 69H149V67H148ZM147 69V70H148ZM213 69H214V67H213ZM235 69V68H234ZM238 69H237V71H238ZM40 70V69H39ZM90 70V69H89ZM89 70H83V71H81L80 72V69H79V72L80 73H74V75H72V78H74L73 80H75L74 82H72L73 80H71V82L73 83H70V80H69V85H73V88L70 90H67L68 88L67 87H65V88H67L66 90L68 91V92H70L71 91V95H76V96H78V97H81L80 95H77L84 87H85V83H87V82H85L86 80H84V77H85V79H86V74H88V73H90V72H87V71H89ZM115 70H116V68H115ZM216 70H217V67H216ZM219 70H220V68H219ZM222 70V69H221ZM220 70V71H221ZM229 70V69H228ZM35 71V70H34ZM45 71V70H44ZM43 71V72H44ZM71 71H75V70H71ZM146 71V70H145ZM149 71V72H148ZM148 71H146V73H147V75L146 74H144V75H141L140 76V78L141 79H146V78H148V76H149V73H151L150 72V70H148ZM223 71V70H222ZM233 71V69L231 70V72ZM236 71V70H235ZM248 71V70H247ZM131 72V71H130ZM129 72V73H130ZM144 72V71H143ZM210 72V71H209ZM217 72H218V70H217ZM234 72V71H233ZM249 72H251V71H249ZM50 73H52V72H50ZM72 73V72H71ZM117 75H121L122 73H120V71H118V73H117V70H116V72H115ZM114 73V76L113 77H111V78H114L115 77V74ZM224 73V72H223ZM228 73H229V71H228ZM235 73H237V72H235ZM244 73V72H243ZM26 74V73H25ZM67 74H69V73H67ZM127 74V73H126ZM125 74V75H126ZM131 74V73H130ZM130 74H128L127 76H128V78H129V76H130ZM214 74H215V72H214ZM217 74V73H216ZM232 74V73H231ZM251 74V73H250ZM249 74V75H250ZM51 75V74H50ZM119 75V76H120ZM136 75H138V74H136ZM228 75V74H227ZM230 75V74H229ZM246 75V74H245ZM4 76V75H3ZM2 76V77H3ZM47 76V75H46ZM57 76V75H56ZM71 76V75H70ZM123 76V74L121 75V77ZM126 76V77H127ZM163 76V75H162ZM1 77V76H0ZM51 77V76H50ZM53 77V76H52ZM211 77V76H210ZM48 78V77H47ZM92 78V79H91ZM110 78V79H111ZM123 78H125V77H123ZM204 78V77H203ZM214 78V77H213ZM2 79V78H1ZM9 79V78H8ZM59 79V78H58ZM118 79V78H117ZM121 78H119V80H120ZM131 78H129V80H130ZM134 79V78H133ZM149 79V78H148ZM199 79V78H198ZM206 79V78H205ZM227 79V78H226ZM32 80V79H31ZM50 80V79H49ZM124 80H126V79H123V81ZM136 80H137V78H136ZM140 80V79H139ZM180 80V79H179ZM178 80V81H179ZM229 80V79H228ZM236 80V79H235ZM247 80V79H246ZM45 80H43V82H44ZM47 81V80H46ZM45 81V82H46ZM61 81V80H60ZM59 81V82H60ZM113 81V79L111 80V82ZM120 81H122V80H120ZM122 81V82H123ZM142 81V80H141ZM164 81V80H163ZM1 82V81H0ZM44 82V83H45ZM63 82V81H62ZM110 82V83H111ZM125 82V81H124ZM177 82V81H176ZM188 82V81H187ZM200 82V81H199ZM198 81H197V83H199ZM205 82V81H204ZM208 82V81H207ZM232 82V81H231ZM235 82H237V81H235ZM239 82V81H238ZM237 82V83H238ZM242 82H244V80L243 81H241V83L239 82V84H240V86H241V84H243ZM3 83V82H2ZM65 83V82H64ZM67 83V82H66ZM89 83V82H88ZM109 83V84H110ZM120 83V82H119ZM155 83V82H154ZM195 83H196V81H195ZM228 83V82H227ZM35 84V83H34ZM47 84V83H46ZM91 84H89V85H91ZM108 84V85H109ZM115 84V83H114ZM117 84H118V82H117ZM153 84V83H152ZM200 84H202V83H200ZM210 84V83H209ZM236 84V83H235ZM132 85H134V84H132ZM189 85V84H188ZM208 85V84H207ZM234 85V84H233ZM247 85V84H246ZM92 86V85H91ZM91 86H88V84H87V86H86V88H84V89H87V88H89V87H91ZM111 86V85H110ZM157 86V85H156ZM203 86V85H202ZM204 86H206V85H204ZM203 86V87H204ZM209 86V85H208ZM227 86V85H226ZM237 86V85H236ZM243 86H245V85H243ZM13 87H15V86H13ZM45 87V86H44ZM69 87V86H68ZM126 87V86H125ZM124 87V88H125ZM127 87H129V86H127ZM162 87V86H161ZM216 87V86H215ZM221 87V86H220ZM246 87V86H245ZM52 88V87H51ZM50 88V89H51ZM71 88V87H70ZM155 88V87H154ZM171 88V87H170ZM190 87H186V86H184V85H182V84H179V85H177L176 87H175V93H174V95H175V97H174V101L176 102V104H175V102H174V104L172 105L171 103L173 102L172 101V97L173 96H170V95H166L165 96V94H166V92H165V90L163 91V92H161L160 94L158 93H156L155 92V94H153L152 96L151 95H149V98H147V99H144L143 101H141V102H136L135 101V103H130V102H127V103H129L128 105H130V107H128L127 108V106H125L124 108H123V112L122 113H124L125 112V114L126 115H128V116H126L125 114H122V115H125L126 116V121L128 122V120H127V117L129 118V124H130V117H131V119L133 120V122H132V126H133V124H134V122H136L135 124H136V126H133V128L132 127H130L131 126V124L130 125H128V123L127 124H125L124 122H122L123 124H124V126L126 125H128L130 128H131V130L132 129H134V131H135V133L136 134H134V132L132 133L131 131H130V128H128V126H127V128H125L123 125H122V123H121V125H122V127H121V125H119V129H120V127H121V129L120 130H128V131H121L122 133L123 132H125L124 134H126V132L127 133H129V136L131 135V134H133L131 137H134L136 140H135V142L138 144V143H141L142 141H143V137H142V139L140 138L142 135H141V133H142V131L145 129V127L143 126V125H147L148 123H150V122H155L156 124H157V122H158V124L156 125V126H154L155 128L157 127V126H161L162 124H164L165 122H166V117H167V114H166V117H165V111H167L168 112V110H167V108H173L172 110H176L175 112H177V110H179V109H181L180 107H183V104H182V106H181V104H180V102H178V104H180V105H178L177 104V99H178V101H179V99H181V97H185L184 95L185 94H190V95H192V93L194 94V92L197 90V89H199L200 90V86H198V88L196 87H192V88H190ZM12 89V88H11ZM49 89V88H48ZM54 89V88H53ZM92 89H93V86H92ZM91 88L89 89V90H92ZM135 89H136V87H135ZM169 89V88H168ZM206 89V88H205ZM204 89V90H205ZM245 89H248V86H247V88H245ZM251 89V88H250ZM2 90V89H1ZM17 90V89H16ZM65 90V91H66ZM139 90V89H138ZM137 90V91H138ZM144 90V89H143ZM171 90V89H170ZM190 90H192L191 91V93H189V91ZM204 90H202V91H204ZM206 90H208V89H206ZM39 91V90H38ZM49 91V90H48ZM53 91V90H52ZM62 91V90H61ZM93 91V90H92ZM98 91V92H99ZM103 91V92H104ZM107 91H108V89H107ZM135 91V90H134ZM167 91V90H166ZM202 91L200 90V93L199 92H197V93H199L200 95H202ZM244 91V90H243ZM249 91V90H248ZM6 92V91H5ZM8 92V91H7ZM67 92V94L69 95L70 93H68ZM83 92H87V90L86 91H83ZM82 92V93H83ZM90 92V91H89ZM102 91H100V93H101ZM103 92H102V94H103ZM119 92V91H118ZM10 93V92H9ZM62 93H63V91H62ZM61 93V94H62ZM73 93V94H72ZM77 93V94H76ZM91 93V92H90ZM99 93V95H101ZM120 94L122 93V92H119ZM146 93V92H145ZM242 93V92H241ZM245 93V92H244ZM65 95H67L66 93H64ZM80 94H81V92H80ZM116 94V93H115ZM157 94V95H156ZM168 94V93H167ZM199 94H197V96L199 97ZM211 94V93H210ZM214 94V93H213ZM237 94V93H236ZM2 95H3V93H2ZM35 95V94H34ZM38 95V94H37ZM64 95V96H65ZM83 95H86V93H83ZM99 95H97V93H96V97H98L99 98ZM139 95V94H138ZM144 95V94H143ZM142 95V96H143ZM154 95H155V97L156 98H152V97H154ZM159 95V96H158ZM203 95H206V96H208V92H205V94L203 93ZM218 95V94H217ZM228 95V94H227ZM234 95H235V93H234ZM50 96V95H49ZM63 96V97H64ZM75 96V97H76ZM117 96V95H116ZM147 95L145 94V97H146ZM150 96H151V98H150ZM195 96V95H194ZM229 96V95H228ZM37 97V96H36ZM45 97V96H44ZM56 97V96H55ZM70 97V96H69ZM68 97V98H69ZM74 96H72V98H73ZM84 97H86V96H83L82 98H80V99H82V103L84 102L83 100H87V97H86V99L84 98ZM95 97V98H96ZM101 97H104V96H101ZM110 97V96H109ZM148 97V96H147ZM201 97V96H200ZM203 97V96H202ZM223 97V96H222ZM235 97V96H234ZM2 98V97H1ZM57 98V97H56ZM65 98V97H64ZM67 97H66V99H68ZM71 98V97H70ZM71 98V99H72ZM84 98V99H83ZM122 98V97H121ZM142 97H140V99H141ZM192 98H193V96H192ZM209 98H211V97H209ZM212 98H214V97H212ZM211 98V99H212ZM227 97H225V99H226ZM236 98V97H235ZM23 99V98H22ZM30 99V98H29ZM47 99V98H46ZM50 99V98H49ZM62 99V98H61ZM66 99H65V103H66ZM79 99V98H78ZM112 99V98H111ZM116 99V98H115ZM114 99V100H115ZM176 99V100H175ZM184 99V98H183ZM182 99V100H183ZM221 99V98H220ZM243 99V100H242ZM35 100H37L36 98H35ZM35 100H34V102H35ZM51 100V99H50ZM54 100V99H53ZM63 100V99H62ZM61 100V101H62ZM70 100V99H69ZM75 100V99H74ZM113 100V101H114ZM117 100V99H116ZM142 100V99H141ZM236 101H237V99H235ZM60 101V102H61ZM64 101V100H63ZM62 101V102H63ZM68 101V100H67ZM71 101V100H70ZM111 102H112V100H110ZM109 101V102H110ZM124 101V100H123ZM193 101V100H192ZM191 101V102H192ZM197 101V100H196ZM202 101V100H201ZM204 101V100H203ZM208 101V100H207ZM210 101V100H209ZM221 101V100H220ZM32 102V101H31ZM31 102H29L30 104H31ZM60 102H57V103H60ZM76 102V101H75ZM88 102V101H87ZM111 102H110V107H111V109H112V106H111ZM116 102V101H115ZM115 102H114V104H113V106L115 105ZM185 102V101H184ZM256 102H258V103H256ZM260 102H262V101H260ZM28 103V102H27ZM52 103V102H51ZM67 103H69V101L67 102ZM66 103V104H67ZM73 103V102H72ZM107 103V102H106ZM120 104V101L118 100V102H117V104ZM125 103V102H124ZM127 103H125V104H127ZM181 103H182V101H181ZM187 103V102H186ZM196 103V102H195ZM200 102L198 101V103L197 104H199ZM262 103H264V102H262ZM19 104V103H18ZM61 104V103H60ZM65 104V105H66ZM75 104V103H74ZM80 104V103H79ZM116 104V105H117ZM188 104H190V103H188ZM192 104H194V103H192ZM57 105H59V104H57ZM61 105H64V103L63 104H61ZM107 105H109V103L107 104ZM115 105V106H116ZM171 105V106H170ZM228 105H230V103L228 104ZM227 105V106H228ZM261 105H264V104H261ZM260 105V106H261ZM17 106V105H16ZM32 106V105H31ZM52 106V105H51ZM114 106V107H115ZM118 106H121V105H117V107ZM186 106V105H185ZM191 107V109H192V106H194V105H190ZM202 106H203V104H202ZM14 107V106H13ZM18 107V106H17ZM25 107V106H24ZM53 107V106H52ZM54 107H55V105H54ZM61 107V106H60ZM65 107V106H64ZM84 107V106H83ZM110 107H109V109H110ZM188 107H189V105H188ZM187 107V108H188ZM211 107V106H210ZM224 107H226V106H224ZM259 107V106H258ZM56 108V107H55ZM95 108V107H94ZM103 108L105 109V107L103 106ZM102 108V109H103ZM119 108V107H118ZM118 108H116L117 109V111L116 112H118ZM121 108V107H120ZM185 108V107H184ZM187 108H186V111H187ZM199 108V107H198ZM202 108V107H201ZM205 108H207V107H205ZM214 108H216V106L214 107ZM213 108V109H214ZM256 108V107H255ZM19 109V108H18ZM66 109V108H65ZM104 109H103V111H104ZM122 109V108H121ZM183 109V108H182ZM212 109V108H211ZM245 109V110H244ZM259 109H261L260 107H259ZM259 109H258V111H259ZM263 109H264V107H263ZM263 109H261L260 111H262ZM14 110H15V108H14ZM51 110V109H50ZM56 110V109H55ZM107 109H105V111H106ZM114 110V109H113ZM112 110V111H113ZM248 110H249V108H248ZM247 110V111H248ZM25 111V110H24ZM98 111V110H97ZM102 111V112H103ZM108 111H111V110H108ZM108 111L107 112H104L103 113V115L105 114H107L108 113ZM120 111V110H119ZM171 111V110H170ZM169 111V112H170ZM223 111V110H222ZM221 111V112H222ZM224 111H223V113H224ZM250 111V110H249ZM248 111V112H249ZM251 111H252V109H251ZM257 111V110H256ZM259 111V112H260ZM4 112V111H3ZM10 112V111H9ZM53 112V111H52ZM102 112H101V109H100V113L102 114ZM180 112V111H179ZM183 113H184V111H182ZM208 112V111H207ZM218 112V111H217ZM253 112V111H252ZM263 113H262V115L261 114H259V113H256V115L257 114H259V116L261 115V117H254L253 116V118H255V120H253V121H255V123L252 121V123L254 124V128H253V133H252V131L250 132L251 134H252V137H253V140L254 141H252V139H250L249 140V142L251 143V144H253L254 143V145H253V149H252V158L255 160H252L251 158V164H252V161H254L255 163H253V164H256L255 166H256V170H255V168H253V165L251 166L250 165V167L252 168H250L252 171H254L255 173H257L256 171H257V167L259 168L258 170H260V168H264V111H262ZM26 113H27V111H26ZM54 113V112H53ZM66 113H69V112H66ZM99 112H98V114H100ZM109 113H112V112H109ZM114 113V112H113ZM173 113H174V111H173ZM186 113V112H185ZM220 113V112H219ZM255 113V112H254ZM253 113V114H254ZM261 113V112H260ZM90 114V113H89ZM97 114V113H96ZM180 114V113H179ZM179 114H177V115H179ZM214 114V113H213ZM60 116L61 115V113L60 114H57L54 118H56L57 116ZM93 115V114H92ZM104 115V117H102V127H99V129H95L96 130V132L95 131H93L94 133H96V134H98V137L100 136L101 137V135H103V133H106V135H107V132L109 133L110 132V134L111 133H116L115 135L116 136H118L119 134H122V133H119V129H118V127L117 126H115L114 127V125H116L117 123H115V124H113V122H112V120H110L109 119V114H107L108 115V117H106ZM120 115V114H119ZM118 115V116H119ZM171 115H173V114H171ZM175 116H177L176 114H174ZM219 115H221V114H219ZM249 115V114H248ZM252 115V114H251ZM11 116V115H10ZM58 116V117H59ZM89 116V115H88ZM91 116V115H90ZM95 116H98V115H95ZM99 116H102V115H99ZM125 116H121L122 118L123 117H125ZM204 116V115H203ZM250 116V115H249ZM20 117H22V116H20ZM52 117V116H51ZM64 117V116H63ZM86 117V116H85ZM94 117V116H93ZM191 117V116H190ZM247 117V116H246ZM245 117V118H246ZM66 118V117H65ZM99 117H97V119H98ZM121 118V119H122ZM203 118V117H202ZM208 118V117H207ZM214 118V117H213ZM244 118V117H243ZM256 118H257V120H256ZM23 119V118H22ZM215 119V118H214ZM238 119H240V121L238 120ZM246 119H249V118H246ZM25 120L26 121H29V122H32V121H30L29 119H26L25 118ZM56 120H58V118L56 119ZM63 120V119H62ZM86 120V119H85ZM95 120H96V118H95ZM99 120V119H98ZM122 121H123V119H122ZM157 121V122H156ZM28 122V123H29ZM49 122V121H48ZM52 122V121H51ZM99 122H101V120L99 121ZM117 122V121H116ZM187 122V121H186ZM215 122V121H214ZM217 122V121H216ZM213 123L212 125H211V127H213V126H217V128H219V132H221L222 131V129H224V128H222V124L221 123ZM245 122V121H244ZM250 122V121H249ZM27 123V124H28ZM84 123V122H83ZM96 123H98V122H96L95 121V124ZM119 123V122H118ZM251 123V122H250ZM33 123H31V125H32ZM61 124V123H60ZM90 124V123H89ZM95 124L92 126V127H94L95 126ZM120 124V123H119ZM134 124V125H135ZM176 124V123H175ZM181 124V123H180ZM198 124V123H197ZM16 125H18V123L16 124ZM30 125V124H29ZM34 125V124H33ZM97 125V124H96ZM98 125H99V123H98ZM98 125H97V127H98ZM118 125V124H117ZM210 125V124H209ZM226 125V124H225ZM225 125H224V127H225ZM237 127H236V126ZM252 125V124H251ZM86 126V125H85ZM90 126V125H89ZM100 126H101V124H100ZM148 126V125H147ZM176 126V125H175ZM179 126V125H178ZM193 126H194V124L193 123H183L182 122V125L180 126V127H178V129H183L184 131L186 130V131H188V133H191L189 130H192L193 129ZM228 126V127H229ZM88 127V126H87ZM135 127V128H134ZM177 127V126H176ZM195 127V126H194ZM230 127H229V129H230ZM10 128H11V126H10ZM27 128V127H26ZM83 128V127H82ZM85 128V127H84ZM83 128V129H84ZM90 128V127H89ZM122 128H125V129H122ZM144 128V129H143ZM196 128V127H195ZM205 128V127H204ZM204 128H202L203 130H204ZM239 128V127H238ZM245 128H246V126H245ZM249 128V127H248ZM91 129V128H90ZM116 129H118V131L116 132ZM146 129H147V127H146ZM177 129V128H176ZM226 129H227V126H226V128H225V131H226ZM234 129H233V131H234ZM89 130V129H88ZM88 130H86V132H88ZM92 130H94V128L93 129H91V131ZM152 130H153V128H152ZM155 130V129H154ZM196 130V129H195ZM195 130H193L192 132H194L195 133ZM201 129H199L198 131H197V133L196 134H198L199 133V131H200ZM206 130H208V129H206ZM214 130V129H213ZM231 130H232V128H231ZM238 130V129H237ZM246 130V129H245ZM13 131V130H12ZM15 131V130H14ZM21 131V130H20ZM48 131V130H47ZM130 131V132H129ZM133 131V130H132ZM185 131V133L183 134L182 133V135H186V132ZM205 131V130H204ZM216 132H218L217 131V129L215 130ZM224 131V132H225ZM233 131H228L227 132V134L230 132V135H231V132H233ZM240 131V130H239ZM241 131H242V129H241ZM18 132V131H17ZM89 132H90V130H89ZM92 132V133H93ZM145 131H143V133H144ZM149 132V131H148ZM205 132H207V131H205ZM205 132H203V133H201L200 132V135H196V134H192L191 136H193L194 135V137H195V135L196 136H202L201 134H206ZM212 132H214V131H212ZM212 132H210V133H212ZM247 132V134H249L250 136H251V134L249 133V131L247 130L246 131ZM91 133V132H90ZM92 133H91V135H90V137H93L95 134H93L92 135ZM117 133H118V135H117ZM152 133V132H151ZM215 133V132H214ZM235 133V132H234ZM85 134V133H84ZM87 134H89V133H87ZM99 134H101V135H99ZM150 134V133H149ZM167 134H168V132H167ZM217 134H219V133H217ZM222 134V133H221ZM225 134H226V132H225ZM224 134V135H225ZM233 134V133H232ZM83 135V134H82ZM106 135H105V137H102V140H103V138L105 139V138H109V134H108V137H106ZM114 135V136H115ZM145 135H147V134H145ZM178 135V134H177ZM203 135V136H204ZM230 135L228 134V136L230 137ZM85 136V135H84ZM88 137H89V135H87ZM104 136V135H103ZM116 136L115 137H113V135H112V145H108V148H109V146L111 147V146H113L114 145V142L116 141L115 140V138H116ZM123 136V135H122ZM128 135H126V137H127V140H132V139H134V138H130V139H128V137H129ZM147 136H149V135H147ZM190 136V137H191ZM203 136L200 138L201 140H202V138H203ZM209 137L211 136V135H208ZM208 136H206L205 135V137H206V139H204V140H202L203 142L204 141H206V140H208ZM213 136V135H212ZM211 136V137H212ZM95 137V139H96V137H97V135H95L94 136ZM97 137V138H98ZM99 137V138H100ZM126 137L124 138L125 139V142H127L126 141ZM176 137H178V136H176ZM175 137V138H176ZM211 137L209 138V139H211ZM234 137H236V136H234ZM123 138V137H122ZM146 138V137H145ZM179 138L181 139L182 137H180L179 136ZM178 138V139H179ZM195 138H197V137H195ZM231 139H233V136L232 137H230ZM237 138H239V137H237ZM6 139V138H5ZM110 139V138H109ZM108 139V140H109ZM119 139V141H120V138H119V136H118V138H117V140ZM124 139H122V140H124ZM147 139V138H146ZM212 139L214 140V138L212 137ZM230 139V140H231ZM235 139V138H234ZM233 139V140H234ZM243 139V138H242ZM244 139L246 140V138L244 137ZM79 140V139H78ZM84 140H86L87 141V139L86 138H84L83 139V141ZM100 140V139H99ZM101 140V141H102ZM115 140V141H114ZM130 140V141H131ZM159 140V139H158ZM192 140V139H191ZM222 140V139H221ZM220 140V141H221ZM233 140L231 141L232 143H233ZM241 142L240 143H242V141L243 140H241V137H240V139H239ZM239 140H238V142H237V145H236V143H233L234 145L232 146V144H231V149L230 150H232V149H235V150H237V146H238V143H239ZM243 141V144L245 143L246 144V141ZM82 141V140H81ZM92 141L93 140H91L90 141V139H89V142H91L92 143ZM161 141V140H160ZM160 141L159 142H157V143H160ZM169 141V140H168ZM199 141V140H198ZM202 141L201 142H197V146L198 145H200V143L202 144ZM223 141V140H222ZM237 140H234V142H236ZM248 141V140H247ZM80 142V141H79ZM79 142H78V145H79ZM95 142H96V140L93 142L94 144H95ZM99 142V141H98ZM97 142V143H98ZM124 142V143H125ZM132 142H133V140H132ZM231 142H229V145H230V143ZM118 143V142H117ZM124 143H122V144H124ZM134 143V142H133ZM226 143V142H225ZM224 143V146H226V145H228V143L227 144H225ZM87 144H90V143H88L87 142ZM99 144V143H98ZM102 144V143H101ZM104 144V143H103ZM107 144H109L108 142L106 143V145ZM127 143H125V146H127L126 145ZM154 144V143H153ZM162 144H164L163 143V139H162ZM171 144H173V143H171ZM176 144V143H175ZM210 144V143H209ZM209 144H208V146H209ZM216 144V143H215ZM222 144V143H221ZM220 144V145H221ZM245 144H244V146H245ZM248 145H250L249 143H247ZM81 145V144H80ZM97 145V144H96ZM95 145V146H96ZM118 145V144H117ZM128 145H130V144H128ZM131 145H132V143H131ZM159 145V144H158ZM157 145V146H158ZM168 145V144H167ZM188 145V144H187ZM186 145V146H187ZM211 145V144H210ZM214 145V144H213ZM92 146H94L93 144H92ZM152 146V145H151ZM157 146H152V148H158ZM173 146V145H172ZM194 146V145H193ZM223 146V147H224ZM240 146H241V144H240ZM243 146V145H242ZM242 146H241V149H242ZM247 146V145H246ZM75 147H77V146H75ZM74 147V148H75ZM78 147H80V146H78ZM77 147V148H78ZM102 147V148H101ZM100 147V149H103V147L105 148V146L103 145V146H101ZM116 147V146H115ZM122 147H123V145H122ZM121 147V148H122ZM129 147V146H128ZM159 147H160V145H159ZM164 147V146H163ZM162 147V148H163ZM166 147V146H165ZM185 147V146H184ZM188 147V146H187ZM195 147V146H194ZM206 146H203L202 148H205ZM214 147V146H213ZM108 148H106V149H108ZM112 148V147H111ZM111 148H109V152L105 149V152L107 151L108 153H107V155L111 152V151H113V150H110ZM118 149V151L119 150H121V148L119 149V147H117ZM155 148V149H156ZM161 148V149H162ZM169 148V147H168ZM206 148H208V147H206ZM226 148V147H225ZM76 149V148H75ZM74 149V150H75ZM80 149H82V147H80ZM79 149V150H80ZM93 149V148H92ZM91 149V150H92ZM96 149V148H95ZM98 149H99V146H98ZM113 149V148H112ZM127 149V148H126ZM125 149V150H126ZM130 149V148H129ZM229 149V148H228ZM238 149H240V148H238ZM245 149V148H244ZM83 150V149H82ZM115 150V149H114ZM116 150V151H117ZM124 150V149H123ZM122 150V151H123ZM131 150V149H130ZM166 150V152H167V149H165ZM169 150V149H168ZM176 150V149H175ZM187 150H188V148H187ZM222 150V149H221ZM226 149H224L223 151H224V153L223 154H225V152H227V151H230V150H226ZM235 150H233V152L235 151ZM26 151V150H25ZM77 151V150H76ZM83 151H86V150H83ZM96 151V150H95ZM102 151V150H101ZM101 151H99V153H101ZM104 151V150H103ZM102 151V152H103ZM116 151H113V152H116ZM117 151V152H118ZM162 151V150H161ZM160 151V152H161ZM171 152H172V150H170ZM210 151V150H209ZM212 151V150H211ZM214 151V150H213ZM245 152H243L244 154H246V150H244ZM249 151V149L247 150V152ZM91 152H93V151H91ZM105 152H103V156H107V155H105ZM114 153L115 155L116 154H118V153H121V151H119L118 153ZM124 152V151H123ZM146 152V151H145ZM157 152V151H156ZM159 152V153H160ZM163 152H165V151H163ZM160 153L159 155L160 156H157L158 154H156V153H154V154H152V156L154 157V158H156L157 160H158V162L157 161H154L153 159V157L151 156V158H153L152 159V161L151 162H157L155 165H154V167L156 168V172L157 173H154L153 171L151 172L150 171V173H153L152 174V176H151V174L149 175L148 173V175L149 176H151L150 178L151 179H153V177H155L156 176V174H158V173H161V174H163V178L161 177V179L159 180L158 179V181H157V179L155 180V182H153L154 181V179H153V181L152 182H150L149 180V182H150V184L152 183H157L156 184V186L154 185V187L152 188V185H151V188H149V189H146V188H142V189H139V191H138V194H140L141 196H139V195H137V198L138 197H142L144 200L142 201V198L141 199H139V200H141V204H154L155 203V201H156V199L158 200V201H160L161 200V198L162 199H164L165 198V192H166V189H165V176H166V178H167V176H168V174L169 175H172V174H174V176H175V178H174V176H173V180H174V184H175V182H177V187L178 186H180V184L178 185V183L179 182H181L182 181V177H183V175H182V177L180 176V175H178V174H175L174 173V168H175V160H173L172 161V163H167V164H165V161L167 162L168 161V156H166V160H165V154L167 155V153ZM179 152V151H178ZM204 152V151H203ZM215 152V151H214ZM232 152V151H231ZM231 152H230V154H231ZM233 152H232V154H233ZM237 152H238V150H237ZM237 152H236V154H237ZM86 153V152H85ZM84 153V154H85ZM94 153V152H93ZM96 153V152H95ZM98 153V152H97ZM95 154V157L96 156H101L99 153L98 154ZM173 153V152H172ZM175 153V152H174ZM177 153V152H176ZM208 153V152H207ZM212 153V152H211ZM228 154H229V152H227ZM235 153V152H234ZM248 153H251V152H248ZM112 153H110V155H111ZM123 154V153H122ZM135 154V153H134ZM144 154V153H143ZM146 154V153H145ZM144 154V155H145ZM178 154V153H177ZM179 154H180V152H179ZM205 154V153H204ZM213 154V153H212ZM232 154H231V156H232ZM236 154H235V156H236ZM243 154V155H244ZM89 155V154H88ZM87 155V156H88ZM109 155V156H110ZM149 155V154H148ZM172 155V154H171ZM175 155V154H174ZM215 155V154H214ZM240 155H242V154H240ZM242 155V156H243ZM90 157H91V159H92V157H93V155L91 156V155H89ZM88 156V157H89ZM98 156V157H99ZM123 156V155H122ZM141 156V155H140ZM175 156H177V155H175ZM179 156V155H178ZM187 156H188V154H187ZM206 156V155H205ZM213 156V155H212ZM220 156V155H219ZM221 156H223V155H221ZM220 156V157H221ZM230 156V155H229ZM228 156V157H229ZM230 156V157H231ZM234 156V157H235ZM112 157H114V156H112ZM112 157H110V160L109 159H107V160H102V162H100V164L98 165V168H96L95 166H93V164L92 163H90V162H88V164L90 163V168L92 167L93 169H94V167H95V169H97V171H96V173H92L93 175H96L97 177H101V176H103L104 174H105V172H106V170L108 169V167L114 162V158H112ZM131 157V156H130ZM146 157V156H145ZM220 157H219V159H220ZM224 158H225V156H223ZM233 157V156H232ZM231 157V159H233ZM240 157V156H239ZM239 157L237 158V160L239 159ZM103 157L101 156V158H99V159H102ZM105 158V157H104ZM108 158V157H107ZM112 158V159H111ZM134 158V157H133ZM141 158H143V157H141ZM147 158V157H146ZM145 158V159H146ZM207 158V157H206ZM214 158V157H213ZM244 158V157H243ZM119 159V158H118ZM127 159V158H126ZM131 159V158H130ZM144 159V160H145ZM148 159V158H147ZM150 159V158H149ZM155 159V160H156ZM170 159H171V157H170ZM181 159V158H180ZM221 159H223V158H221ZM229 159V158H228ZM241 160H242V158H240ZM246 159V158H245ZM244 159V160H245ZM79 160V159H78ZM76 161V162H78V163H80L79 161ZM90 160V159H89ZM120 160V159H119ZM139 160V159H138ZM137 160V161H138ZM211 160V159H210ZM243 160V161H244ZM80 161H81V159H80ZM145 161H148V160H145ZM181 161V160H180ZM224 162V164L225 163H227V164H225V167H229L228 166V164L230 163V162H233V161H228V162H226L225 161V159H223V160H218V162ZM239 162H240V160H238ZM246 162H247V160H245ZM73 162H74V160H73ZM75 162V163H76ZM82 162V161H81ZM141 162V161H140ZM151 162H148V164H150ZM170 162V161H169ZM207 162H209V161H207ZM217 162V163H218ZM242 162V161H241ZM250 162V161H249ZM249 162H248V164H249ZM257 162V163H256ZM134 163V162H133ZM145 163H147V162H145ZM154 163H151V164H154ZM178 163V162H177ZM243 163V162H242ZM70 164V163H69ZM81 164H83V165H81V166H84L85 165V169H87V171L90 169H88V168H86V167H88L87 165L88 164H85V163H81ZM138 164H140L139 162H138ZM143 164V163H142ZM142 164H140L139 165V167H140V169L142 168L141 167V165ZM147 164V165H148ZM151 164L150 165H148V166H150L149 167V169L148 170H150V168L152 167L151 166ZM212 164V163H211ZM219 164V163H218ZM221 164V163H220ZM219 164V165H220ZM244 164V163H243ZM243 164H241L240 165V163H239V165H240V167L243 165ZM247 164V163H246ZM68 165V164H67ZM92 165V166H91ZM179 165V164H178ZM230 165V164H229ZM144 166V165H143ZM148 166H147V168H148ZM194 166V165H193ZM203 166H206V165H202V167ZM249 165H247V167H248ZM200 167V169H199V173L201 172L200 170H201V165L199 166ZM212 167V166H211ZM220 166H218V168H219ZM224 167V168H225ZM234 167V166H233ZM242 167H244V165L242 166ZM80 168V167H79ZM144 168H146V167H144ZM155 168L153 169V170H155ZM181 168V167H180ZM192 168V167H191ZM196 168V167H195ZM195 168L193 169L194 170V172L196 171L195 170ZM204 168V167H203ZM202 168V169H203ZM217 168V169H218ZM235 168V167H234ZM238 168V167H237ZM65 169V168H64ZM83 169V168H82ZM81 169V170H82ZM84 169V170H85ZM94 169V170H95ZM128 169V168H127ZM175 169H177V168H175ZM226 169V168H225ZM241 169H243V168H241ZM241 169H240V171H241ZM248 169V168H247ZM254 169V170H253ZM71 170V169H70ZM72 170H73V168H72ZM83 170V171H84ZM129 170V169H128ZM142 170H143V168H142ZM146 170V169H145ZM178 171H175L176 173L177 172H179V169H177ZM183 170V169H182ZM182 170H181V172H182ZM185 170H186V168H185ZM205 170H208L207 169V166L205 167ZM204 170V172H206ZM224 170V169H223ZM229 170V169H228ZM230 170H231V168H230ZM229 170V171H230ZM239 170V169H238ZM245 170V169H244ZM243 170V174L244 175H241L242 173L240 172V171H238V172H240L241 174V176L243 177H245V173H246V171H247V173H251L252 171H248V170H245L244 171ZM263 170V169H262ZM82 171V172H83ZM131 171V170H130ZM165 171H167L166 173H168L167 175H166V173H165ZM187 171H188V169H187ZM203 171V170H202ZM231 171H233V170H231ZM235 171H237V169H235ZM261 171V170H260ZM58 172V171H57ZM85 172V171H84ZM95 172V171H94ZM133 172V171H132ZM146 172H148L147 170H146ZM185 172V171H184ZM184 172H182V173H184ZM213 172H214V170H213ZM228 172V171H227ZM237 172V173H238ZM259 172V171H258ZM261 172H263V171H261ZM70 173V172H69ZM140 173H142L141 171H140ZM187 172H185V174H186ZM193 173V172H192ZM201 173H203V172H201ZM201 173H200V175H201ZM207 173V172H206ZM230 173V172H229ZM232 173H235V172H232ZM246 173V174H247ZM254 173V174H255ZM64 174V173H63ZM67 174V173H66ZM80 174H81V172H80ZM120 174V173H119ZM155 174V175H154ZM181 174V173H180ZM187 174H189V173H187ZM196 174V173H195ZM204 174V173H203ZM202 174V175H203ZM208 174V173H207ZM210 174V173H209ZM225 174V173H224ZM231 174V173H230ZM239 174V173H238ZM252 174L253 173H251V174H249V175H251V178L252 177H254V176H252ZM264 174V173H263ZM146 175V174H145ZM154 175V176H153ZM201 175V176H202ZM212 175V174H211ZM210 175V176H211ZM233 175V174H232ZM235 175V174H234ZM240 175H238V176H240ZM68 176V175H67ZM78 176V175H77ZM116 176V175H115ZM157 176H160V175H157ZM156 176V177H157ZM162 176V175H161ZM187 175H185V177H186ZM189 176V175H188ZM187 176V178H190V177H188ZM193 176H195V175H193ZM192 176V177H193ZM199 176V175H198ZM205 176V175H204ZM204 176H203V178H204ZM207 176H209V175H207ZM222 175H220V177H221ZM225 176V175H224ZM231 176V175H230ZM229 176V177H230ZM237 176V177H238ZM240 176V177H241ZM259 176V175H258ZM257 176V177H258ZM261 176V175H260ZM71 177H73V176H71ZM76 177V176H75ZM142 177H143V175H142ZM141 177V178H142ZM169 177V176H168ZM183 178V182H184V179H186V178ZM213 177V176H212ZM215 177V176H214ZM236 177V176H235ZM241 177V178H242ZM243 177V179H241V178H239V179H241V181L242 180H244V179H246V178H244ZM250 177V176H249ZM48 178V177H47ZM51 178V177H50ZM56 178V177H55ZM116 178V177H115ZM148 178V177H147ZM146 178V179H147ZM159 178V177H158ZM170 178V179H171ZM180 178H181V180H180ZM197 178V177H196ZM227 178V177H226ZM108 180H113L112 178H107ZM107 179H105V180H107ZM149 179V178H148ZM199 179V178H198ZM205 179V178H204ZM213 179V178H212ZM211 179V180H212ZM254 179V178H253ZM258 179V178H257ZM261 179V178H260ZM39 180V179H38ZM87 180V179H86ZM138 180H143V179H140V176H139V179ZM137 180V181H138ZM145 180V179H144ZM168 180H169V178H168ZM188 180V179H187ZM201 180H202V177H201ZM255 180H256V178H255ZM36 181H37V179H36ZM171 181V180H170ZM214 181V180H213ZM218 181V180H217ZM223 181V180H222ZM229 181V180H228ZM239 181V180H238ZM38 182V181H37ZM113 182V181H112ZM121 182V181H120ZM140 182V181H139ZM143 182V181H142ZM149 182H147L148 184H149ZM193 182H194V180H193ZM226 182V181H225ZM244 182V181H243ZM258 182V181H257ZM257 182H256V184H257ZM24 183V182H23ZM113 183H116L115 185H118L117 184V182H113ZM125 183V182H124ZM130 183V182H129ZM133 183V182H132ZM182 183V182H181ZM187 183V182H186ZM196 183V182H195ZM202 183V182H201ZM214 183H216V181L214 182ZM214 183H213V185H214ZM220 183V182H219ZM239 183H240V181H239ZM259 183V182H258ZM38 184V183H37ZM49 184V183H48ZM51 184V183H50ZM58 185L60 184V183H57ZM143 184H146V183H143ZM150 184H149V186H150ZM167 184H171L170 182H168ZM222 184V183H221ZM234 184V183H233ZM42 185H44V184H42ZM57 185V186H58ZM123 185V184H122ZM128 185V184H127ZM141 185V184H140ZM172 185H173V183H172ZM182 185H183V183H182ZM181 185V186H182ZM187 185V184H186ZM192 185H193V183H192ZM199 185V184H198ZM217 185H219V184H217ZM231 185V184H230ZM47 186V185H46ZM46 186H44V187H46ZM49 186V185H48ZM52 186V185H51ZM118 186H120V185H118ZM145 186V185H144ZM170 186V185H169ZM174 186V185H173ZM202 185L200 184V187H201ZM221 186V185H220ZM219 186V187H220ZM226 186V185H225ZM224 186V187H225ZM243 186V185H242ZM37 187V186H36ZM129 187V186H128ZM133 187V186H132ZM139 187V186H138ZM143 187V186H142ZM146 187V186H145ZM172 187V186H171ZM175 187V186H174ZM182 187H184V186H182ZM188 187V186H187ZM193 187V186H192ZM199 187V186H198ZM216 187V186H215ZM223 187V186H222ZM229 187V186H228ZM239 187V186H238ZM261 187V186H260ZM173 188V187H172ZM196 188H197V186H196ZM211 188V187H210ZM218 188V187H217ZM257 188V187H256ZM263 188H264V185H263ZM41 189H42V186H41ZM127 189V188H126ZM138 189V188H137ZM178 189L179 188H177V191H178ZM184 189H186V188H184ZM198 189V188H197ZM209 189V188H208ZM211 189H213V188H211ZM51 190H52V187H51ZM120 190V189H119ZM125 190V189H124ZM168 190H170V189H168ZM167 190V191H168ZM179 190H181V188L179 189ZM183 190V189H182ZM188 190V189H187ZM230 190V189H229ZM236 190V189H235ZM248 190V189H247ZM123 190H121V192L116 196H114L113 198L111 197V199L109 200V201H103V202H99L98 204L97 203H95V204H97L96 206H95V209H94V211L95 212H98V213H102L103 211H105V210H107V209H111V208H114L115 206H117V205H119L120 204V201L122 200V198H124V196H122V193L123 192H125V191H123ZM171 191H172V193H174L173 192V190L171 189ZM193 191H195V190H193ZM192 191V192H193ZM205 191V190H204ZM218 191V190H217ZM227 191V190H226ZM262 191V190H261ZM40 192V191H39ZM42 192H44L45 193V191H44V188H43V190L41 191V193ZM53 192V191H52ZM175 192H176V190H175ZM179 192V191H178ZM177 192V193H178ZM208 192V191H207ZM210 192H212V191H210ZM231 192V191H230ZM263 192V191H262ZM32 193V192H31ZM43 193V194H44ZM48 193V192H47ZM125 193H127V192H125ZM125 193H124V195H125ZM136 193V192H135ZM167 193H169V192H167ZM166 193V194H167ZM180 193V192H179ZM183 193H184V190H183ZM187 193V192H186ZM196 193V192H195ZM205 193V192H204ZM221 193V192H220ZM242 193V192H241ZM49 194V193H48ZM111 194V193H110ZM115 194H116V192H115ZM176 194V193H175ZM174 194V195H175ZM181 194V193H180ZM193 194V193H192ZM201 194H203V193H201ZM209 194V193H208ZM230 194V193H229ZM232 194V193H231ZM239 194V193H238ZM251 194V193H250ZM35 196H36V194H34ZM40 195V194H39ZM42 195V194H41ZM40 195V196H41ZM205 195H206V193H205ZM211 195V194H210ZM209 195V196H210ZM242 195V194H241ZM163 196H164V198H163ZM202 196V195H201ZM200 196V197H201ZM208 195H206V197H207ZM216 196H217V194H216ZM219 196V195H218ZM230 196H232V195H230ZM235 196V195H234ZM238 196V195H237ZM237 196H235V197H237ZM45 197V196H44ZM133 197H136V196H133ZM168 197H170V196H168ZM204 197V195L202 196V198ZM214 197H215V195H214ZM263 197V196H262ZM33 198H34V196H33ZM37 198V197H36ZM36 198H34V199H36ZM167 198V197H166ZM209 198H211V197H209ZM259 199H260V197H258ZM38 199H41V198H38ZM98 199V198H97ZM133 199V198H132ZM135 199V198H134ZM169 199V198H168ZM207 199V198H206ZM27 200V199H26ZM29 200H31L30 198L28 199V202H26L22 207V209L21 210H23L24 211V209H26V208H29V206H32L33 205V202L32 201H30L29 202ZM33 200V199H32ZM136 200V199H135ZM135 200H131L130 201V203H129V205H126V206H128V207H126L127 208V211H129L130 210V212H131V209L130 208H133V207H131V205H133V203H135L136 201ZM138 200V201H139ZM165 200V199H164ZM170 200V199H169ZM168 200V201H169ZM212 201H214L213 199H211ZM210 200V201H211ZM222 200V199H221ZM239 200V199H238ZM261 200V199H260ZM8 201V200H7ZM22 201H24V200H22ZM36 201H38V200H36ZM36 201H34V203L36 202ZM40 201H42V200H40ZM49 201V200H48ZM98 201V200H97ZM100 201V200H99ZM102 201V200H101ZM204 201V203H206V200H203ZM202 201V202H203ZM264 201V200H263ZM162 202V201H161ZM200 202L201 201H199V204H200ZM231 202V201H230ZM55 203V202H54ZM138 202H136V204H137ZM157 204L156 205H159L158 204V202H156ZM195 203V202H194ZM210 203V202H209ZM209 203H207V204H200L199 205V207L201 208V207H205V205L207 206V205H209V207H208V209H209V211L211 210V212L210 213H212V211L214 212H220L221 210H224L223 209V207L222 206H220V205H217V204H209ZM213 203V202H212ZM216 203V202H215ZM219 203H221V202H219ZM263 203V202H262ZM22 204V203H21ZM36 204V203H35ZM139 204H140V201H139ZM196 204V203H195ZM222 204H224L223 202H222ZM249 204V203H248ZM257 204V203H256ZM20 205V204H19ZM155 205V206H156ZM229 205V204H228ZM232 205V204H231ZM235 205V204H234ZM79 206V205H78ZM91 206V205H90ZM135 206V205H134ZM141 206V205H140ZM148 206V205H147ZM147 206H145V207H147ZM162 206H163V204H162ZM240 206V205H239ZM66 207V206H65ZM68 207V206H67ZM158 207V206H157ZM196 207V206H195ZM198 207V208H199ZM224 207L226 208V204L224 205ZM236 207V206H235ZM241 207V206H240ZM245 207V206H244ZM243 207V208H244ZM92 208V207H91ZM229 208H230V206H229ZM232 208V207H231ZM234 208V207H233ZM250 208H251V206H250ZM20 209V208H19ZM19 209H18V211H19ZM180 209H182L181 207H180ZM254 209H256V208H254ZM253 209V210H254ZM262 209V208H261ZM261 209H260V211H261ZM15 210V209H14ZM28 210V209H27ZM48 210H49V208H48ZM50 210H51V208H50ZM62 210V209H61ZM183 210V209H182ZM206 210V209H205ZM226 210V209H225ZM228 210V209H227ZM227 210H226V212H227ZM239 210V209H238ZM257 210V209H256ZM259 210V209H258ZM57 211H58V209H57ZM201 211V210H200ZM209 211H207L206 210V212H208V214L206 215V216H208V215H210L209 214ZM249 210H248V207L246 208H244L243 210H241V212L239 213L238 211V215L240 216V214H242L245 218H248L247 220H248V222L250 223L248 226H246L245 224H243V225H245V228L247 227V228H249L248 230H250V231H252V229H253V226H252V223H253V221L254 220H258L257 219V217L255 216H251V212L249 213L248 212ZM252 211V210H251ZM26 212V211H25ZM33 212H34V210H33ZM66 212H68V211H66ZM120 212V211H119ZM125 212H126V210H125ZM197 212V211H196ZM222 213L224 212V211H221ZM228 212H229V210H228ZM227 212V213H228ZM231 212V211H230ZM234 212H236V211H234ZM234 212H232V214L234 213ZM236 212V213H237ZM256 212V211H255ZM259 212V211H258ZM257 212V213H258ZM263 212H264V209H263ZM39 213V212H38ZM49 213L51 214V212L49 211ZM63 213V212H62ZM61 213V214H62ZM65 213V212H64ZM70 213V212H69ZM72 213V212H71ZM75 213V212H74ZM86 213V212H85ZM92 213V212H91ZM117 213V212H116ZM115 213V214H116ZM124 213V212H123ZM195 213V212H194ZM252 213H254L253 211H252ZM49 214V215H50ZM58 214V213H57ZM66 214V213H65ZM113 214V213H112ZM133 214V213H132ZM216 214V213H215ZM230 214V213H229ZM255 214V213H254ZM17 215V214H16ZM15 215V216H16ZM20 215H21V213H20ZM19 215V217H13V216H10V218L12 217V219H10L9 218V222H7V220L6 219H8L7 217H4L5 218V220H4V218H3V220L5 221V223H3V225L5 224L6 226H4V228H2L1 227V225H2V219H1V225H0V245L2 244L3 245V243H5V242H9V241H13L12 243H14V244H12V246H9L8 248L10 249V252L8 253V255L9 256H6L7 254L4 252V251H2V253L4 254H2L1 253V255H0V264H148V252H150V253H152L151 251H153V250H149V248H148V245L146 244V238H145V236H141L139 239H137V236L140 234V232H139V234H136L135 232L134 233H129V232H127L128 230H126V232L125 233H123V236L121 237V233H120V231L119 230H117L115 227H114V225H117L116 227H118V225L120 224V225H122L123 224V226H124V224L126 223V221H127V219H128V217H126V216H124L123 214H121V213H119V215L118 214H116V215H118V216H114V218L113 219H111V218H109V219H100V222H99V224L97 223V225L94 223L95 221H97V218H95L96 220L93 222V223H91V217H90V214L88 213H86V214H78L77 212L75 213V214H73V215H71L70 214V216H68V214H67V218H65V220L63 219V221H62V216L64 215H60L61 216V218L60 217H55L54 219H55V222H54V224H52V221H50V223H48L47 221H45V223H48V224H46V225H48V226H43L42 225V228L40 229L39 228V226L37 225V227L34 225V224H32L33 222L31 221V219H29L28 220V218H30L32 215H34V213L31 215L30 214V217H27V216H25V215H21L20 216ZM37 215V214H36ZM38 215H40V214H38ZM37 215V216H38ZM42 215V214H41ZM48 215V216H49ZM89 215V216H88ZM108 215V214H107ZM201 215V214H200ZM221 215V214H220ZM224 215V214H223ZM222 215V216H223ZM228 215V214H227ZM238 215H235V216H237L238 217V219H239V216ZM253 215V214H252ZM260 215V214H259ZM7 216H8V214H7ZM47 216V215H46ZM110 216V215H109ZM136 216V215H135ZM195 216V215H194ZM203 216V215H202ZM205 216V215H204ZM214 216H216V215H214ZM229 216V215H228ZM9 217V216H8ZM34 218L36 217V216H33ZM39 217V216H38ZM51 217V216H50ZM108 217V216H107ZM113 217V216H112ZM132 217V216H131ZM134 217V216H133ZM132 217V218H133ZM137 217V216H136ZM176 217V216H175ZM196 217H199V215H197ZM210 217L212 218L211 220H214V218H213V215H210ZM220 217V216H219ZM242 219H243V217L242 216H240ZM253 217L255 218V219H253ZM42 218V217H41ZM40 218V219H41ZM49 218V217H48ZM56 218L58 219L57 221H56ZM177 218V217H176ZM202 218H204V220H205V217H201L199 220L202 222ZM221 218V217H220ZM223 218V217H222ZM236 218V217H235ZM38 219V218H37ZM51 219V218H50ZM99 219V218H98ZM111 219V220H110ZM134 219H135V217H134ZM136 219H139V215H138V217L136 218ZM135 219V220H136ZM226 219V218H225ZM224 218H223V220H225ZM36 219H34V221H35ZM43 220V219H42ZM52 220V219H51ZM89 220V222L91 223V225H90V223L88 222V224H86L87 223V221ZM217 220V219H216ZM236 220V219H235ZM249 220H251V222L249 221ZM264 220V219H263ZM262 220V221H263ZM3 221V222H4ZM147 221V220H146ZM239 221V220H238ZM243 221V220H242ZM144 222V221H143ZM204 222V221H203ZM241 222V221H240ZM243 222H245V221H243ZM260 222V221H259ZM264 222V221H263ZM11 223V224H10ZM122 223V224H121ZM210 223H212V222H210ZM209 223V224H210ZM224 223V222H223ZM246 223V222H245ZM9 224V225H8ZM50 224H51V226H50ZM93 224L95 225V226H93ZM217 225H220V223L218 224V223H216ZM227 224V223H226ZM255 224V223H254ZM262 224V223H261ZM260 224V225H261ZM2 225V226H3ZM45 225V224H44ZM256 225V224H255ZM257 225H258V223H257ZM264 224H262L261 226H263ZM41 227V226H40ZM124 227H126V226H124ZM123 227V228H124ZM255 227V226H254ZM121 228V227H120ZM203 228V227H202ZM221 228V227H220ZM237 228L239 229V226H237ZM125 229V228H124ZM127 229V228H126ZM147 229V228H146ZM153 229V228H152ZM206 229V228H205ZM204 229V230H205ZM237 229V230H238ZM257 229V228H256ZM122 230V229H121ZM131 230V229H130ZM154 230V229H153ZM153 230H152V232H153ZM236 230V231H237ZM241 230V229H240ZM122 231H124V230H122ZM132 231V230H131ZM130 231V232H131ZM147 231V230H146ZM149 231H151V229L150 230H148V232ZM231 231H232V229H231ZM229 232V233H232V232ZM249 231V232H250ZM198 232V231H197ZM240 232V231H239ZM255 232V231H254ZM254 232H252L253 234H254ZM199 233V232H198ZM261 233H264V232H262L261 231ZM165 234V233H164ZM201 234V233H200ZM150 235H152V234H150ZM150 235L148 234V238H149V241H152L153 240V238L152 239H150L151 237H153V236H156V235H152L151 237H150ZM229 235V234H228ZM158 236H161V235H158ZM163 236V235H162ZM233 236V235H232ZM257 236V235H256ZM157 237V236H156ZM229 237V236H228ZM227 237V238H228ZM247 237V236H246ZM249 237V236H248ZM157 238H159V237H157ZM161 238V237H160ZM172 238V237H171ZM197 238V237H196ZM130 239V240H129ZM237 239V238H236ZM118 240V241H117ZM154 240H155V237H154ZM161 240H162V238H161ZM161 240H159L158 239V243L160 244V243H162V242H159V241H161ZM178 240V239H177ZM191 240V239H190ZM217 240H218V238H217ZM223 240V239H222ZM229 240H230V237H229ZM235 240V239H234ZM233 240V241H234ZM15 241V242H14ZM156 241H157V239H156ZM155 241V242H156ZM168 241V240H167ZM193 241V240H192ZM195 241V240H194ZM255 241V240H254ZM253 241V242H254ZM257 241H258V239H257ZM264 241V240H263ZM132 242V244H133V248H129L130 246H131V244H129V243H131ZM148 242V241H147ZM224 242V241H223ZM227 242V241H226ZM230 242V241H229ZM231 242H232V240H231ZM250 242V241H249ZM252 242V243H253ZM170 243V242H169ZM197 243V242H196ZM245 243V241L242 243V244H244ZM264 243V242H263ZM157 244V243H156ZM234 245V243H231V245ZM249 244V243H248ZM255 244V243H254ZM258 244V243H257ZM11 245V244H10ZM14 245V246H13ZM130 245V246H129ZM152 245V244H151ZM161 245H164V243L163 244H161ZM194 245V244H193ZM224 245V244H223ZM231 245H228V246H230V247H232ZM263 245V244H262ZM261 245V246H262ZM156 246V245H155ZM170 246V245H169ZM246 246H249V245H246ZM251 246V245H250ZM255 246V245H254ZM3 247H4V245H3ZM12 249H11V248ZM157 247V246H156ZM173 247V246H172ZM224 247V246H223ZM260 246H258V249H261V247L259 248ZM7 248V247H6ZM7 248V249H8ZM166 248V247H165ZM168 248V247H167ZM225 248V247H224ZM238 248V247H237ZM245 248V247H244ZM126 249H129V251H132L133 249H135L136 251H138V254L135 256V255H132L131 253H129V252H126L127 250ZM158 249V248H157ZM161 249V248H160ZM195 249V248H194ZM229 249V248H228ZM235 248L233 247V250H234ZM247 249V248H246ZM256 249V248H255ZM4 250V249H3ZM134 250V251H135ZM149 250V251H148ZM176 250V249H175ZM232 250V251H233ZM238 250V249H237ZM240 250V249H239ZM241 250H242V248H241ZM243 250H245V249H243ZM0 251H1V248H0ZM135 251V252H136ZM154 251H156V250H154ZM153 251V252H154ZM157 251H160V250H157ZM156 251V252H157ZM251 251H252V249H251ZM255 251V250H254ZM257 251V250H256ZM260 251V250H259ZM169 252V251H168ZM175 252V251H174ZM178 252V251H177ZM179 252H181V251H179ZM193 252V251H192ZM234 252V251H233ZM189 253H191V252H189ZM234 253H236V252H234ZM233 253V254H234ZM264 253V252H263ZM155 254V253H154ZM180 254V253H179ZM240 254V253H239ZM253 254H255V253H253ZM252 254V255H253ZM258 254H261V253H258ZM150 255H152V254H150ZM167 255H169V254H167ZM170 255H172V254H170ZM176 255V254H175ZM183 255V254H182ZM219 255V254H218ZM261 255H263V254H261ZM154 256V258H155V255H153ZM178 256H180V255H178ZM245 256V255H244ZM254 256V255H253ZM256 256V255H255ZM151 256H149V258H150ZM164 257H166V255H164L162 258L165 260V258ZM184 257H186V255L184 256ZM189 257V256H188ZM154 258L152 259V260H154ZM166 258H168V257H166ZM187 258V257H186ZM185 258V259H186ZM190 258V257H189ZM262 258V257H261ZM260 258V259H261ZM263 258H264V256H263ZM262 258V259H263ZM184 259V258H183ZM150 260V259H149ZM156 261L155 262H157L158 260H157V258L155 259ZM163 260V261H164ZM170 260V259H169ZM187 260V259H186ZM186 260H184V261H186ZM214 261V260H213ZM186 262H188V261H186ZM203 262H204V260H203ZM260 262H262V261H260ZM162 263H165V261L164 262H162ZM189 263V262H188ZM218 263V262H217ZM263 263H264V260H263ZM156 264H159V262L158 263H156ZM181 264V263H180ZM213 264V263H212ZM214 264H216V263H214ZM223 264H226L225 262L223 263Z\"/></svg>",
	"mask_w": 264,
	"mask_h": 264
}]
</instances>
